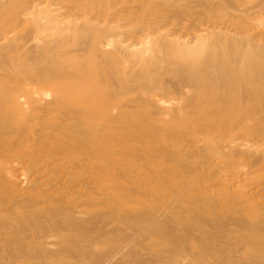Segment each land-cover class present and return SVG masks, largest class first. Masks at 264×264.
Segmentation results:
<instances>
[{
    "label": "bare ground",
    "instance_id": "1",
    "mask_svg": "<svg viewBox=\"0 0 264 264\" xmlns=\"http://www.w3.org/2000/svg\"><path fill=\"white\" fill-rule=\"evenodd\" d=\"M54 1H53V5L55 4ZM186 1H187L186 3H183L185 5H180L182 4V2H184V0H182L180 1L181 3L179 2L180 4L178 3L179 5L176 6L177 4L176 0L175 1L174 0H87V1L84 0V2L83 0H63V3H65L66 8L64 10L57 11L58 13H60L61 18H58L56 16L57 18L55 20V19H52L54 17L49 16L51 13L54 12V11L51 12L52 7L54 8V6L51 5L52 7H49L51 10L47 8V10L48 9L50 10V11L48 10L50 12L48 13L49 15L46 14V12L48 11L42 10L43 8L41 9L42 11L39 10L40 5L43 6V3L49 4V3H46L47 2L46 0H0V63H3V65H5L6 67L7 63L4 60L8 62V60H12L13 58L16 57L17 58L16 62L15 61L13 62L15 64L13 63L12 64L15 65V68L20 67V68L15 69V70H18L20 73H22L21 71H24L23 70L24 62H22V60L20 59V57L22 58L23 56H25L24 53H22L23 55H21L20 53V56H16V54L15 56L12 55L13 58L6 57L7 53L12 54L13 52L12 50H14L16 48L15 46H17V43L14 44L15 46H13V43H15V41H13V37L17 33V30L20 27L22 28H20L21 30H19L18 34L21 33L24 25H27V27H24L26 32L27 31L30 32L29 30H31L30 28H32L30 26L31 24L33 25V28L31 30L32 33H34L33 31L41 32L42 28L46 29L45 27L49 28L52 24L53 25L55 24V23H52L51 25H48L49 27L45 26V23H46L45 20H48L49 17H51V19L48 20L50 21V23L52 22L51 20L53 21L55 20L56 23L58 22V24L60 23H59V20L57 19L61 20L63 17L62 19L63 22L66 20L65 22L67 24H62L60 25V27H63V25H65L62 28V30L68 27V30L61 31L60 27L58 26L57 28L60 29V32L57 28L55 29L52 28L53 30H56V29L58 30V33H56L57 30L55 31L57 36L55 35L54 38L50 37L49 40L47 39V41L40 36V39H39L41 41L39 42L40 44H34L35 39L34 40L32 39L33 41L31 42L32 43L31 45L34 44V46H36L34 47L35 49L33 48L35 51L32 50L33 46L31 47L30 44H29L30 46L29 48L31 50L28 48L29 52H28V49H26L23 44H22L23 46L20 47L21 48L20 51L23 50L22 47L26 49L25 53L27 52L30 53L31 51H33V53H35V58L33 56L31 57L35 59L38 65L32 64L33 62L31 61L32 59L31 58L29 59L28 55L26 54L27 55L26 59H28V61L31 62L30 65L28 66L31 67V70H34V69L35 70L33 72L31 70H27L29 67L27 66V63L25 62L26 63V64L24 63L25 67L27 66L28 68L27 69L25 68L24 74L22 73L21 77H19V75L17 74V71L15 72V74L14 72L11 74H8L12 77L11 78L8 76L9 79L10 78L13 79V76L18 75L17 78H20V80L17 79L18 81V83L16 82L17 85L12 86L15 82L12 81L11 83V79H10L9 83H11L12 87L6 86V89L4 88L0 90V98H1L0 117H3V121H4V118L6 119L13 118L11 117L13 116V109L14 108L17 109V107L18 108L20 107L21 109V106H20L21 102L24 103L22 109L24 108V110L26 111L28 109V105L26 107L27 109H25L26 104L32 103L30 112L29 113L27 112L28 114L26 117L27 119L24 118L25 122L28 120L27 123L29 125H30V122H33L34 119L38 117V114L36 115V117H35V114L39 112L41 113V110H42V113L44 111V113L48 115H45L44 113L42 114V115H45L46 117L41 116V119L43 120L41 123L42 126L40 124H36V126L40 125L37 127V128L39 127L40 128L37 129L36 127H34L37 132L35 134L33 131H29L31 127L29 128L28 124L25 125L26 123L24 124V120L22 121V119H20L21 122H23L21 124L18 122H13L14 119L13 121L12 119H10L11 121L10 120L8 121L7 119V121L5 120L6 123H4L3 125L2 123L3 121L1 118L0 122L2 121L1 122L2 125L0 127V138H1L0 146L3 145L1 144L3 142L6 144L5 146H8V148L11 147L16 150L19 149L21 152L19 151V153L16 154V158H15L14 155L8 153L7 150L0 147L2 148V150H0V162L6 161V163H8L11 159H17L19 161L17 163H20L21 165H23L22 167L23 169L24 167H26V172L28 171V169H32L33 171L35 170V172H37L35 173V175L40 174L41 176L43 175L42 177L44 178H48L49 176L47 175L52 174V176L54 175L53 177L55 178V181L58 180L59 178H63L64 180L67 179L68 181H66V185L70 188L69 189L67 188L68 190L66 191V187L60 186L61 184L59 185L60 188L61 187L65 188V190L64 189L62 190L61 188V191L59 192L66 191V194H67V195L65 194L66 196L64 198L65 200H60L61 198L59 199L61 202L63 201V204L61 202L57 203L56 201L58 200L56 199H54L55 202L53 201L52 194H54V192L51 193V201L49 198L50 194L49 196L46 195V196H41L39 198L36 197V201H35L33 200L34 198L33 199L30 198V195H32L31 193L34 191L33 190L34 188L32 185V182L34 180L33 178H31V181L32 180L33 181L30 183L32 185V187L31 186L30 187L33 189H31L30 191L33 190L32 192L28 191L30 187H27L28 188L27 191L25 190L28 194L24 191V189L23 191L25 192V194L21 192L22 190L17 191V189H19L20 187H18L16 191L22 194V196L20 195V197H22L23 200L24 198L26 199L25 196L23 197V194L29 196L27 197L29 198V201L26 202L28 203V205L29 203L31 204L32 201H35L32 205L34 206L36 202H38V199H40L39 200L40 204L39 203L37 204L41 206L40 208L38 207L39 211H36V215H35V213L33 212L30 213L28 209L25 210L26 207L23 208L24 205H23V202H21L23 200L22 198H19L21 200L20 202L18 201L19 203L17 202L19 205H16V206H20L24 210L22 211L19 210L20 215H17L16 213H18V210L14 212L12 208L10 207V205L12 206V204L14 203V200H19V199H16L15 197L17 196L18 198L20 193L15 194L17 192L14 191L15 189L12 187L13 186L12 185L10 187L9 192H13V193L15 192L14 193L15 195L12 193L15 197H13V195L11 196V193H9L10 196L14 198V199L9 198V206L5 205V202L8 199L7 198L8 195H5L6 197L3 196L6 198V201H5V198L0 197V208L2 207V210L0 209V212L2 213L3 211V214H5L4 216L7 217L9 213L8 214H6V212L4 213V210L5 209H7L5 211L11 210L9 216L11 215V213H13L12 215H14L15 213L18 217L16 218L14 216H11L15 218L16 222L15 223L13 222L14 224H12V222H9L10 224L8 225L6 224L7 223L6 219H3L4 216L2 218L0 217L1 220H3L4 222L6 221V223L4 222L1 223L2 227L5 228L6 225L9 227L11 224L12 226L16 225L15 228H13L14 226L12 228L10 226L9 229L8 227H6L5 230L6 229L7 230L5 231V233L4 231L0 232V234L3 233V236H4L2 237V239L5 238L3 240L9 243L11 242V245L13 244L14 247H15L14 245L15 242H17L19 246L22 244L23 250H25L24 248L25 244L26 245H29V244L33 245V243L36 244V242H33L31 240L32 237L29 234H34V237L36 235L39 236L40 235L39 232L43 229L42 228L43 226L45 227V225H47L46 223L47 221L43 220L45 221L46 224H44L43 222H39L40 225L34 221L37 220L39 216L40 217L47 216L46 214L48 213L49 216L48 218L45 217L46 219H49L50 217H53L55 215L54 218L56 220L51 219V218L50 219L52 221L48 220V222H51V224L49 223L51 226L53 223V226L52 227H49L50 225L46 226L48 227V229L45 230L46 228L45 227L44 228L45 232L53 227L56 228V229L53 228V231H54L53 234L55 235L57 240L53 238V241L54 243L56 242L58 245L59 255L61 254V252L62 254L64 253V251L68 252V254H66L67 256L65 255L66 253L65 252L63 256L60 255L62 256L61 258L59 257L57 259H65L64 256L70 257L68 256L70 254H71V257L73 254V257L74 255H76L75 257L80 258L81 256L83 259H85L84 257L86 255L91 254L94 250L93 248L96 246L98 250L97 253L100 259L101 257H103V260H104L103 263H102V260H100L101 264H104L105 262H107V264H109L108 262L112 264V262H116V261L121 262L123 259L121 258L123 257L122 255H125V257L127 258V259L125 258L123 259L124 263H126V260L129 262L130 259H132V261L135 258L136 260L139 259V256L142 254V253L139 254V251L144 250V247L143 249L141 247L142 245L144 246L145 244V243H140L141 244L140 245L139 242L143 240L142 237L144 235L147 237L144 239L146 240L150 239L148 238L149 235H146L145 233L146 231L148 232V230H150L148 234H151L152 236L168 237L169 241L173 242L174 240L178 239V237H180L178 232H180L181 230L180 229L179 231L177 230H178V227L181 225L178 226L177 223L184 224V227H183L184 232L183 231L180 232V234L183 233L182 235L185 236L184 241H187L186 239L189 238L188 237L189 235L190 236L192 235L194 237L195 235H193V233L197 231L198 234L201 233V236L196 233V235H198L199 237L195 236L196 238L193 239L191 236V238H192V241H195L197 239L199 243H196V244L197 246H199V244L203 240L207 241L206 240L207 237H209L211 239L209 241H212V244H214V241H216L215 236H217V234L221 233L222 235L224 233L226 236V230L228 228H226L224 232L223 227L225 228L226 226H231L232 228L235 225V227L240 228L239 229L240 234H238V236L236 235L238 237V240L247 239L245 241L249 242L247 243L248 251L246 252L248 256L245 254V257L247 256L249 257V259L252 258V260L260 258L261 260L259 259V261H263L262 264H264V223H262L261 221L260 223H253V220H251L253 218L247 219V220H250V221H247L244 216H241L243 215V212L247 209L248 206H246L245 210H242L245 204L244 205L242 204L243 201H240V198H242L243 196L240 198L238 197L239 199L237 198L238 199L237 200L235 199L237 197V196L236 197L234 196L235 194L233 195L234 197L232 196L235 199V200L233 199L234 200L233 202H236V200L238 202L235 203L236 205H233V206L231 205L233 207V210L235 211V214L232 213V210H228L229 212L231 211L230 213H232L230 215L227 212H225L226 214H228V216L230 215L229 217L227 216L228 218L217 215L218 205L216 206V204L212 202L213 197L211 198V196H215L216 194L213 193L214 195H212L211 193L212 191L208 190L209 186L203 187L204 182H202L203 180L206 179L209 181V185H210L211 184L210 178L211 180L214 179L212 177L218 178L217 176H218L219 169H222L221 171L225 173L223 169L226 167L234 168L235 163H236V168L241 166L243 170L244 169L243 165L238 164L239 159H241L242 162L244 161L245 163L246 161H249V163L252 166H254V165H257L256 163H258V160H261L260 158H262V155L264 158V146H263L264 145V44H261V42L259 43L256 37L257 34L252 33L254 30L248 29V25L246 26V24L243 23L246 20V19L243 20V18L249 15L248 10L250 11L251 7L250 8L248 7V9L244 8V10L242 9V11L248 12L247 16H242V20L239 15H242L241 13L245 15L246 13L244 14V12H240V10H237L240 12V14L237 12H234V13L239 14V15L235 14L238 19L237 21H235L236 20V19L234 20L235 17L233 18L231 16L233 14V11H235L233 10V7H231L232 11L230 10L232 13L229 14L228 13L229 10H226L228 12L225 11L226 8L221 9V7L224 5H220L223 3V2H220V0H218L219 3L217 4L216 2L215 3L211 2L212 0L211 1L210 0H186ZM262 2L263 1H261V3ZM191 3H194V4L196 3L197 6L202 5L204 7L203 8L202 6H200L199 8L201 10H199L197 7L199 12L204 11L202 10V8L205 9L206 6L208 7L204 13L202 12L203 13L202 14L197 11L195 7L196 4L195 6H193L194 4L192 5ZM242 3L243 2H241V4ZM59 4L60 2L57 5L59 6ZM218 4H219V7H218ZM228 4L229 3H227V5ZM249 4H252V3L249 2ZM190 5L193 8L195 7V10H193ZM60 7L61 6H59V8ZM190 7L192 10L190 9ZM245 9L247 10L245 11ZM44 11H45V15H42L43 13L41 14L40 12H44ZM87 11H89V13L93 12L94 14L90 15L89 17L87 15ZM191 11H192L191 15L193 14L196 20L198 17H195V16L201 15L199 18L200 21L198 19L197 20L198 23H197L196 20L193 21L194 19L191 18L192 20L191 22H189L190 19L189 20L187 19L190 25L187 23V21L184 22V24L182 25V22L180 21H183L186 17L182 19L181 14L184 13L185 14L184 16H187L188 18ZM195 11L198 13L196 14ZM188 12H189V15H188ZM251 13H252V9L250 11V14ZM40 15L41 17L48 16L46 19L42 17L44 19L43 21L44 23L41 21L42 19H40ZM54 15H55V12H54ZM191 15L190 17H192ZM235 15L233 14V16ZM77 18H79V20L76 21L75 19ZM178 19H179V22L177 21ZM80 20H82V23H79ZM247 20H248V17H247ZM250 21L251 20L246 21V22H250ZM254 21L257 22L258 20L257 21L254 20ZM176 22L179 26L181 24V26L183 27L182 28L176 27ZM193 22H196L197 24H194ZM191 23H192V26L195 25L193 28H191L192 30L184 28L185 24H188L186 25L187 27H191ZM46 24H49V22H47ZM53 25L51 27H54ZM57 25L55 24V26ZM28 26L30 28H28ZM27 28L29 30H27ZM51 30H48L50 31L49 33H52ZM44 32H47V31L44 30ZM44 32L42 31L43 34ZM47 33H45V35H42V34L41 35L45 36V38L48 35L53 36V33L52 34H47ZM18 34H16V36L18 37L17 40L19 39L20 35H21L20 37H23V34H24V39L27 38V35H29V37L32 36L29 39L35 38V35H36L35 33H34L35 35L28 34V33L27 35H25L26 34L25 32L24 33L22 32V34L20 35ZM41 38L44 39L45 41H42ZM180 39L181 41L182 40L183 41L181 42ZM17 40L16 42H19L20 44L25 42L23 39H21L22 42H20V39L19 41ZM29 41L31 40H28V42ZM28 42H26L27 43L26 46L28 45ZM70 42L78 43V45L76 44L78 47L74 46L73 48L71 45H69L71 44ZM256 42H258L259 44ZM192 46L194 48H191ZM14 52H16V49ZM73 52H76V54H73ZM33 53L31 54L33 55ZM84 53L85 55L87 53L88 60L86 56L84 57ZM87 61H90V66L92 65L90 69H89V66L86 65L85 63ZM107 61L112 63V65L110 64L109 67L105 68L104 73L101 72L103 70L99 71L98 68L99 66H101L99 63L105 62L102 65L104 66V64L108 63ZM31 64L36 65L37 67L33 69L32 67H35V66H31ZM13 65L9 66L8 64L9 67H12ZM85 66H87V68L89 69L88 70L86 68L87 70L86 73L88 74L89 77L86 76L87 74L84 71ZM11 70L14 71L13 68H11ZM26 70L29 72H26ZM1 71L3 73L4 68L3 70L2 69L0 70V73ZM5 71H7V69ZM7 73H10L9 69ZM1 74H0V77L2 76ZM22 75L24 76V78H22L23 77ZM4 77H7V75H5ZM86 77L88 78L86 79ZM15 78L16 77H14L13 80H15ZM2 80L4 79L2 78ZM2 80H0V82ZM87 81L88 82L93 81L94 83L100 82V85H101V82H103V84H106L107 86L105 87V85L104 86L102 85L104 88L102 87L98 89V86L100 87V85L98 84L96 86L97 83H95V85L93 83L90 85L88 84L90 87H87L88 86L86 85ZM108 81L110 82L108 83ZM1 83H5V82H1ZM64 84L68 85V87L65 86V90L61 88V85L63 86ZM0 85L2 86L3 84H0ZM66 87H67V90H66ZM140 89H142V91ZM137 90H139L140 93L142 92L141 97H140L139 92H136ZM30 92H31L30 95H32V99L28 103H26L28 101L26 100L28 96L25 99L26 101L23 102L20 100L21 97L24 98L25 94L27 95ZM32 92L33 93L35 92L37 96H35L36 94H32ZM133 92L138 93L139 94L138 96L140 98H137L136 96L137 100L136 99H135L136 101L133 100L132 101L133 103L130 101L123 100L125 99L124 97L126 95H129ZM128 98L129 96H127V99ZM171 99L173 101H170ZM128 102L133 104V109L136 107H140L138 105H141V107L144 106V108L145 106L146 108L150 107L151 111L147 112V109H145L146 110L145 115H144L145 119L144 118L140 119L139 117H137L138 119H136L135 115L139 113L135 111L137 113L136 114L133 111L135 114L130 115L131 112L130 110L129 111L127 110V107H132V105L129 103L130 106L129 105L127 106ZM135 102H137L136 103L137 105L135 104ZM91 103H95L94 105H96V107L94 106L92 107L93 104L90 106ZM141 107L138 109H141ZM31 113L32 115L34 114L33 120L28 118V116L32 118L31 117L32 115H29ZM20 115H18L17 117L21 118ZM49 115H51V117L54 116L52 117L54 119H55V116L59 117L57 118V120L61 119V117L62 119L61 121L58 120V123L57 124L55 123L56 124L55 125L53 123L56 121V119L53 121V123L49 122V119L51 120V117ZM162 115L168 116L170 121L173 120L172 124L165 125L167 121L164 119V116ZM21 116L24 117L23 115ZM47 116H49L50 118ZM94 116L97 119H95ZM124 118L126 119V121L124 120L126 125H127V122L130 123L127 125L128 128H131L132 130V127H133L132 132L130 131L126 132L127 131L126 128H125L126 131L125 130L123 131V129L121 128L122 126L117 125V124H121V122L119 123L117 121H121ZM41 119L40 118L38 119L39 123ZM169 119H167L168 122H169ZM111 121L113 124H115L116 129L113 128L114 125L111 128H113L114 131L116 130V132L113 133V130H112V134H107L108 132H105V131H109L108 130L110 129L109 126L112 125L110 124ZM115 121L117 123H114ZM106 122L107 123L109 122L108 123L109 126L107 127L108 129L106 128L107 130H105V127L104 129H102V125H104V123ZM26 126H28L29 129ZM118 127H120L121 129L117 130ZM101 129L103 131L105 130L104 131L105 133ZM101 133L107 134V136H105L104 138L102 137V139H104L102 144L99 143L102 139L100 141L98 140L97 142L98 134L101 135ZM61 134H65L64 137L67 136V140L65 141L66 145L64 147L65 148L64 151H66V153L68 150L74 151L73 152L74 154L72 155L70 154L69 156L67 154L65 155L63 154L64 157H62L63 159L61 158L62 160L60 159V157L62 156L61 153L63 151L61 150L64 144L62 145L61 143V139H62L60 137ZM256 141H258L257 143L260 142L259 143L260 145H257V148H259L258 146H260L261 150L260 149L256 150L257 149L256 147H255L256 149L254 150L255 144H257ZM14 149H11L12 152L14 151ZM59 154L61 155L58 157ZM128 157L130 158L129 160H127ZM263 158H262V162L259 161L261 164L257 166H262V165L264 166ZM14 163L15 162H13L12 164L14 165ZM17 163L15 164L17 165ZM0 166L4 167L2 164ZM2 167L0 168L2 169ZM22 168H20L21 171H22ZM201 168H203V170L206 169V171H208V173H211L212 176L211 175H210L211 177L207 176L208 173H203L205 171H202ZM258 168L259 170H261L260 167ZM15 169L13 170L14 172L17 171V170L15 171ZM180 169L185 170L184 174H186L187 177L186 175L183 174V172L182 173L177 172ZM200 169L202 171L201 175L207 176L209 179H207L206 177L205 179H202V176L200 175L201 180H202L201 181L199 176L198 177L195 176L197 178L196 181L198 183V185L196 186L197 183L195 179L192 180L191 178H189V176L193 177L192 174L195 173L193 171L195 170L199 171ZM234 169H232V172H234ZM263 169L264 168H262V171H264ZM244 170H245L244 173L242 172L241 175L247 176L246 174L250 171H247V169H244ZM6 171H12V170L9 169ZM6 171L4 169V172ZM30 171L26 173L24 169L21 175L24 172L27 174L26 176H28V173L34 174V172H30ZM175 172L177 173L174 174ZM6 173H4L6 176L10 175V172L9 173L6 172ZM197 173H200V171ZM3 175L0 177L1 179L5 177V175L4 176ZM40 175L37 176L38 180L39 178H41ZM237 175H238L237 178L241 179L240 178L241 175H239V173H237ZM248 176H249V173H248ZM5 178L8 179V177H5ZM25 178H23V180ZM44 178L40 179L42 180L41 181L42 183L43 181L46 180ZM255 178H256V175H255ZM257 178L259 179L258 175H257ZM1 179L0 181H3V179L2 180ZM229 179H231V176ZM252 179H253V182H255L256 179L254 178ZM47 180L45 182L49 184ZM217 181L215 180V182ZM224 181H226V179ZM232 181H235V180H232ZM35 182L36 181L33 182L34 185L37 183ZM56 182L59 183V180ZM261 182L262 183L259 182V184L263 185L264 184L263 180ZM22 183L24 182L22 181ZM22 183H19V184L22 185ZM225 183L223 184L224 186H226ZM232 183L235 184V182H232ZM48 184L47 186H49ZM52 184L50 183V185ZM199 184H201V187L199 186ZM250 184L253 185L254 183H250ZM41 185L38 184L37 185L38 188ZM213 185L211 186V189ZM262 185L261 186L258 185L259 187H261L260 189H263L262 187L264 185L263 186ZM54 186H55V189H58L59 187L58 185L53 184L51 188H53ZM222 186H218V187H220L222 190L223 189ZM234 186L237 187L236 185ZM41 187H44V186H41ZM202 187L206 189H203ZM1 188L2 187H0V191H1ZM12 188L14 190H11ZM254 188L252 189L251 192L255 190ZM5 189H7V187H5ZM36 189L37 188L35 186V190ZM8 190L9 189H7V193H6V190L4 191L2 190V192H5L6 194H8ZM46 190L44 188V191ZM49 190L51 189L49 188ZM204 190H206L207 192L211 191L210 192L211 195H208V197L210 196V199H211L209 200V202H208L209 198L205 197L207 198V200L206 199L204 200L206 206L201 203L202 197L204 198V196H207L206 193H205L206 195H203L204 192H206ZM212 190L214 191V188ZM237 190H239L240 194L241 193L244 194L245 192L244 191L245 189L242 190L244 192H242L241 189H237ZM256 190L259 191V188ZM39 191H38V194L40 193L45 194V193H42L43 191L42 192H39ZM59 192L58 194H56L55 196L56 198H58L57 197L58 195H61V197H63L61 193L59 194ZM125 192L129 193V195H127L126 197L123 196V193ZM247 192L249 191H246V193ZM263 192H264L263 190L259 191L261 195ZM46 193H48V191ZM55 193L57 192L55 191ZM216 193H218V195H221V198H222L223 194H220V192H217V191ZM239 193L237 192L236 194H239ZM83 194H86V195L90 194L91 197L89 195L87 196L84 195L87 198H85L83 202L82 201L80 202V199H82L81 195ZM248 194H251V193H247L246 196ZM218 195L215 196L216 198L214 197V200L215 199L219 200L218 198L220 197L217 198ZM229 195L230 194H228V196ZM255 195L256 194H254V196ZM33 196L34 194L32 195V197ZM252 196L253 195L251 194L250 197ZM199 197H201L200 198L201 201H198V202L204 205L203 208L205 211H203V208L201 206L197 205L198 202L196 200H198L197 198ZM225 197L226 196L223 197V201L221 199H220L221 200L220 202L218 201L219 205L221 202L223 203L224 201L225 202L222 204L223 206L228 204L226 202L227 197L226 199ZM232 197L231 195L230 197H228L229 200L231 201L228 200L229 204L226 205V209H228L227 206H230V203H233ZM244 197H245V194H244ZM191 198H194V200L196 199L195 201L197 203L193 202L194 200H191ZM260 198H263V197H260ZM77 199L79 201L78 204L81 205L80 209H78V206L76 205L74 207L73 201L74 200L77 201ZM95 199H98V200L100 199V200L98 201ZM185 200L187 201L188 204L190 203V205H192V207H190L191 209L193 208L191 212L194 211V209H196V207L198 206L199 209H202L200 210V213L199 212L198 213L196 212L195 214H193V212L187 213V210L190 211L189 206L185 205L186 207H184L183 205H181L183 202L182 203L180 202V201H185ZM259 200L260 202L259 201H256V202L260 204L261 200H264V198L259 199ZM11 202L13 203L10 204ZM72 203H73V207L71 208ZM131 203H133L137 208H139L138 210L137 208H135L136 209L135 212L137 211L136 213L131 211V206H130ZM258 203L257 205H259ZM63 205H64V208H62ZM241 205L243 207H240ZM3 206L5 207V209ZM16 206L14 208H16ZM221 207H219L218 209L220 210ZM236 207H238L239 209L242 208L241 209L242 212L240 210V213H242L241 215L236 214V210L238 209V208L236 209ZM249 207H248V210L250 211L251 207L250 208ZM259 207H261L260 209L264 210L263 203H262V206H259ZM38 208L35 207V210ZM62 209L66 210L65 212L66 215L64 217H62L64 215V211L63 212L60 211ZM254 209H257V208L254 207L253 210ZM248 210H246L247 212L246 211L245 212L248 213ZM130 211L133 214H130L131 213ZM255 211L256 210H254V212ZM222 212L223 211H220V214ZM257 212L259 213V210H257ZM59 213H63V215L61 214L62 215L61 220L59 219V222H58L56 214H59ZM251 213L252 212H250L249 214ZM27 214L29 216V219H30V216H32V218L33 217H37V218L35 220L31 219L33 221V224L26 222V224L28 223L29 227L31 225L30 228H28L26 224H25L26 227L23 226L24 228H22L21 224L22 223L24 224V220H27V221L29 220V219H26ZM39 214H42V215H39ZM188 214L192 216H189ZM249 214L245 215L244 213V215L247 217H249ZM259 214L257 216V220H259L260 218ZM9 216L7 217V219H9L10 221H13L14 218L11 219L9 218ZM260 216H261L260 219L261 220L263 219V222H264V213L262 212ZM59 217L60 216H58V218ZM255 218H256V215H255ZM112 219L114 220V223L112 222V224H114L112 225L113 227H115L118 222L120 223L122 222L127 227L128 226L130 227L131 225L135 226L133 223L136 222L137 224H139V227L141 225L145 226L144 230L146 228L147 230L144 232L142 226H141L142 229L137 230L136 228V230L138 231V234H140L141 232L145 233V234L144 233L140 234V236H142L141 239L137 235V231L134 229V227H131L134 230L128 227L129 231H126L127 227H124V225L121 226L119 223L118 225L120 227L119 226L115 227L113 229V231L115 230L114 232L112 231V229H109L112 227H109L108 228V230H110L109 232L107 231V225L112 221ZM171 219H173L174 221H177L176 229H175V231L177 232H175L174 229L173 230L171 229L172 227L175 226L174 224L173 226L171 225ZM40 220H42V218H40L39 221ZM60 221L62 222L63 225H61ZM116 221L118 222L116 223ZM54 222L56 225L57 223L58 225L60 224L61 225V226L59 225L60 228L58 227V225L55 226ZM17 223L19 225H17ZM36 223L38 225H36ZM128 223L130 225H128ZM34 224L38 227V229L40 228V230H38L36 226H33ZM206 226H209L208 227L209 230L205 229ZM32 227H36V228L34 229ZM57 227L59 230L57 229ZM61 227H63L64 230L61 229ZM121 227H124V229L123 228L121 229ZM210 227L211 229L214 227L215 230H217L215 231L217 233L216 235L214 234L215 232L213 233L215 235L214 237L206 236L205 238L204 237L205 235L211 234L209 233V231L210 232L214 231L213 229L211 230ZM235 227L232 229L237 230ZM4 228H2V230ZM27 228L28 230L34 229L35 231L31 230L32 233L30 232L29 234H27L28 233L27 232L28 230L26 231ZM90 228H93V229L96 228L95 230L92 229V231H95V232L90 231ZM203 228L206 231H204ZM196 229H199V230H196ZM219 229H222L223 231ZM44 230L42 232L43 234H41L43 236V239H47L48 237L52 236V234L47 235L48 237L44 236L48 232L47 231L45 233ZM88 230L89 232L87 233ZM105 230L107 231V233H110V234L115 233L116 235L117 233L118 235H121L122 231H126V232H131L132 230L136 231V233L135 232L134 233L136 234V237L137 236L139 237V238L137 237L138 242L137 241L136 242L140 245L138 248H141V250L137 248L138 249L137 253L139 254V255L137 254L138 257H135V258L133 257L134 258L133 259V258H130L131 256L128 255V253L130 252H134L135 250L137 251V249H135L136 247H134L135 241L127 242V239H130V240L136 239V237L133 236L134 235L133 233H131L129 236L132 235L135 239H131V238L126 239L125 236L128 237V235L123 234L125 232L122 233L124 235L125 241L128 244L123 240L122 238L123 236H119V237H121L122 242L124 241V243L120 241V243L117 242V244H114L116 243L114 240L119 241V237L117 236L118 239H115L116 235L114 234L115 238L111 236L114 239V240H111L110 239L111 237L107 238V234H104ZM229 230L231 229H228V231ZM228 231H227V234H229L230 232L232 234V231H229V233ZM90 232L94 234L92 235ZM110 234H108V237ZM232 235L231 236L227 235V236L231 238ZM1 236L2 235H0V237ZM37 236L36 238L40 239V237H37ZM250 236L251 237L254 236V238H257L256 239L257 241L256 242L253 241L254 238L252 239ZM158 237L157 239L156 237L155 238L153 237L152 238L153 240H151V242L154 241L156 244L157 243L159 244ZM234 237L235 236L233 235V239L236 241L235 238L237 237L235 238ZM249 237L251 238V241L253 242H250V240H248ZM27 238H29L32 241V243L30 242V240L28 242ZM104 238L105 240H107L106 242ZM25 239H27V241H25ZM109 239L114 242V243L112 242L113 243L112 246H108V244L111 245V241L109 242ZM221 239L224 240V237H221ZM233 239L227 238V240L223 242L222 246L227 241H230ZM33 240L37 241L38 239L37 240L33 239ZM42 240L38 241V245H41L39 246L40 248L43 247L42 244L46 245V243L45 244L42 243ZM102 240L103 242L107 244V246L106 248H103L101 246V248H103L104 250H99L100 247L98 248V245L100 242H102ZM180 240L183 241V239L181 238ZM40 241L41 243L39 244ZM169 241H166V242L169 244ZM181 241H179L180 244H181ZM205 241H203L204 243H201V244L208 245L210 243V242L205 243ZM235 241L233 243H237ZM48 242L50 243L51 240H49ZM164 242L165 240L162 241L161 244L163 245ZM49 243L47 244L48 246L47 245L46 246L52 248L51 251H55L56 253L52 252V255L54 254L52 256V259L50 258L51 254H49L50 259L49 258L48 259L51 260L52 262L50 263V261H48V263L56 264L57 262H59L58 260L56 263L54 262L56 261L55 254H57V251H56L57 246L56 247L54 246L56 248L54 249V247L52 245H49ZM54 243H51V244L54 245ZM130 243L134 244V245L132 244L131 247H133L135 250L130 248V245H129ZM155 243H152V246L149 245V247L151 246L150 250H147L148 248L147 246L146 252L152 251L151 248L153 247V244ZM175 243L176 245L178 244V242H175ZM194 243L195 242H193V244ZM2 244H3L2 241H0L1 246L7 245V243H5L4 245ZM186 244L188 245L187 248L191 247L189 242ZM201 244L199 247L202 246ZM212 244H209V246L211 247ZM244 244L246 245V243ZM32 245L30 247L37 249L36 251L40 250L39 247L36 246L37 244L35 246L34 245L32 246ZM182 245H184L183 242L180 246L181 247L180 251L183 250L181 252L182 254L183 252L186 251L187 257L185 256V259L187 258V261L183 260L184 256H182L183 257L182 261L183 262L186 261V262L183 263L181 260H179L180 262L177 260L178 261L177 262V261H173V259H171V262L173 261L175 264H180V263L209 264V263L203 262V260L205 259H201V257L197 258L195 254L194 255L196 256V258L192 259L195 256L193 255L192 257L191 255L192 257L191 258L189 254H192L193 250L192 251L191 249L184 250L183 249L184 247L182 248ZM214 245H217V243H215ZM227 245H230V244H227ZM1 246H0V249L5 248ZM17 246L18 245H16V247ZM157 246L159 247V245ZM164 246L157 248L156 251H158L159 249L160 250L162 249L161 251H164L166 249ZM192 246L194 247L196 245H192ZM6 247L8 248L11 246H6ZM22 247H20L21 248L20 250H22ZM30 247L28 248V250L30 249ZM216 247L217 246H215V248ZM218 247H219V244H218ZM226 247H227V250H224V252L226 251L228 253V251L230 252L232 251L231 248L233 246L231 248L229 247L230 250L228 246ZM241 247H238V248H241ZM15 248H13L15 252L19 251V248L18 250ZM50 248H48V251ZM167 248L169 249V251H167L168 250L167 249L166 250L167 252L165 251L160 254H162L164 257L169 259L170 255L172 253H173L172 255H175L176 252H173L172 249L170 251L169 246ZM235 248L237 247H234L233 250ZM5 249H4V253L5 251L10 252L9 250L7 249L5 250ZM13 249L11 252H13ZM201 249L202 251H204L203 247H201L199 250ZM207 249H209V247ZM212 249H214V247H212L211 250ZM223 249L220 248L219 251L220 250L223 251ZM237 249H235V252H237L236 251ZM28 250L26 248V251ZM30 250L29 252H32ZM41 250L44 251L43 248ZM41 250L38 251L40 252L39 254L41 256L37 254L36 252L35 254L39 255L41 258L42 257L44 258L47 252L45 251V254H42L43 252L41 253ZM211 250H210V253L207 250L208 254H211L212 252L213 253L211 255L206 254L205 255L206 257L217 255V253L214 254V251L213 250L211 251ZM2 251H0V253ZM202 251H198V252L200 254L206 253ZM241 251L239 252L241 253ZM155 252H151V253H155ZM195 252L197 253V250ZM230 252L228 254L226 253V255L229 256ZM19 253L17 252L16 254L18 255ZM94 253L96 252H93L92 255L86 256V257L87 258L90 257L88 259L94 260V258L98 257V255L94 256L95 255ZM2 254L3 253H1L0 256ZM5 254L7 255L9 253H5ZM14 254L12 255L14 256ZM126 254L127 256H129V259L126 256ZM156 254H159V253H156ZM156 254H154V256H157ZM200 254L198 255L200 256ZM233 254L235 255V253ZM30 255H32V253H30ZM37 255L35 256L32 255L31 258L38 257ZM145 255L143 254V257ZM159 255L157 256L158 258H159ZM162 255L160 256V258H162ZM188 255H189L190 260L188 259ZM7 256H8V259L11 257L10 255H7ZM175 256L177 257V259H181V257H179V254L178 255L176 254ZM218 256H221V255H219L218 253ZM253 256H255L256 258L254 257L255 259H253ZM3 257H0V259ZM24 257L22 260L20 259L21 257H19V259L23 261L26 259V257L25 259ZM99 257L97 258V260L96 259L94 260V264H100L98 260ZM148 257L152 258V256H148ZM157 257L155 258L157 259ZM212 257L208 258L207 260L212 259ZM215 257L217 258V256H214L213 258L215 259ZM239 257L237 256L239 261L243 262V260L240 259ZM28 258L26 259L28 260V263L27 261H25V263L27 264H30L29 263L30 261L35 260V259L30 260L31 258L29 259ZM82 258L80 259L82 261V264H84L83 263L84 260H82ZM228 258L230 259V257ZM6 259L4 257V261H6ZM14 259H16V257ZM19 259L18 260L16 259V260L20 262ZM229 259L227 260L226 258L227 261H229ZM232 259L233 257L230 259L231 262H233ZM43 260L44 259H42L41 261L42 264L43 263L47 264V262ZM158 260L161 261L160 263H162L164 258L161 260L160 259ZM221 260L222 258L218 262H220ZM246 260L247 258H245L243 263H245ZM11 261L10 263L13 264V262ZM46 261H47V258H46ZM73 261L74 260L68 263H71ZM81 261L80 260L78 261L77 258L75 259V262H78V263L80 262L79 264H81ZM147 261H148V258L146 262ZM227 261L223 259V262H227ZM239 261L237 263L233 262V264H238ZM67 262L66 264H68ZM120 262H117V264ZM123 262H121V264H124ZM140 262H141V259L140 261H138V264ZM143 262L144 263L141 262V264H145V261ZM148 262L147 264H150ZM151 262H154V261L152 260ZM156 262L157 261H155L154 263ZM33 263L35 264V261ZM165 263L167 264V261ZM174 263H171V264H174ZM213 263L217 264V262H213ZM221 263L222 262H220V264ZM228 263L230 262H227L226 264ZM246 263L251 264L252 262L250 263L247 261ZM19 264H24V263L21 262ZM38 264H39V261H38ZM63 264H65L64 261H63ZM162 264H164V262ZM253 264H256V262Z\"/></svg>",
    "mask_w": 264,
    "mask_h": 264
},
{
    "label": "rangeland",
    "instance_id": "2",
    "mask_svg": "<svg viewBox=\"0 0 264 264\" xmlns=\"http://www.w3.org/2000/svg\"><path fill=\"white\" fill-rule=\"evenodd\" d=\"M46 1H47L46 3H49V4H44V3H43V6L40 5V9H39V10H40V11H42V10H46V11H48V10L50 9L49 7L54 6V8L52 7V11H51V12L54 11V12H55V15H54V12L51 13L52 15H51V14H50V15L48 14V13H50L49 11H50L51 9H50L48 12H46V14L49 15V16H51V17H54V18H52V19H55V20H56L57 17H58V18H61V17H60V16H61L60 13H58L57 11H58V10H64V9L66 8V5H65V3H63V0H59V1H57V0H55V1H54V0H46ZM48 1H49V2H48ZM51 1H52V3H51ZM53 1H54V3H55L54 5H53ZM61 1H62V2H61ZM85 1H87V0H85ZM174 1H175V0H174ZM180 1H182V0H180ZM180 1L176 0V2H177V4H176V2H175L176 6H178V5L181 3ZM210 1H211V0H210ZM227 1H228V2H227ZM227 1H226V0H222V1L220 0V2H223V3L220 4V5H224V6L221 7V9L226 8L225 11H226V10H229V12L226 11V12H228L229 14L232 13V12H231V11H232V8H231V7H233V10H235V11H233V14H234V15L237 14V13L240 14V12H244V11H242V9L244 10V8H247V9H248V7H249V8L251 7V8H250V11H251V9H252V13H251V14H250V11L248 10V12H249V15H248V12L246 11L247 9H245V11H246V12H244V14L246 13L245 15H243V13H241L242 15H239V14H237V15L240 16L241 20H242V16H247V15H248V16H247V17H248V20H247V17H244L243 20H244V19H246V20H245V22H243V23L246 24V26L248 25V29H250V30H254L255 32L253 31L252 33L257 34V36H256V37H257V41H259V43L261 42V44H264V43H263V41H264V36H263V34H264V24H262V23H264V10H263V8H264V0H260V1H259V0H232V1L230 0V2H229V0H227ZM247 1H249V2L252 3V4H249V2H247ZM261 1H263V2L261 3ZM59 2H60L59 6H61V7H60L61 9H60L59 6L57 5ZM83 2H84V0H83ZM179 2H180V3H179ZM186 2H187V1L184 0V2H182V4H180V5H185V4H183V3H186ZM211 2H213V3L216 2V4L219 3L218 0H212ZM231 2H232V4H234V5H232ZM233 2H234V3H233ZM241 2H243V3L241 4ZM50 3H51V4H50ZM56 3H57V4H56ZM62 3H63V4H62ZM178 3H179V4H178ZM227 3H229V4L227 5ZM256 3H257V4L259 3V4L257 5ZM191 4L193 5L194 3H191ZM195 4H196V3H195ZM195 4H194L193 6H195ZM225 4H226V6H225ZM236 4H237V5H236ZM51 5H52V6H51ZM250 5H251V6H250ZM254 5L256 6V8H255ZM62 6H63V7H62ZM83 6H84V5H83ZM190 6H191V5H190ZM200 6H202V5L197 6V4H196L195 7H196V9H197V7H198V9L201 10V9L199 8ZM234 6H235L236 8H235ZM258 6H259V7L262 6L263 8H262V7L259 8ZM179 7H180V6H179ZM191 7H192V6H191ZM191 7H190V9H191ZM195 7H194V8L192 7V9L195 10ZM202 7H203V6H202ZM207 7H208V6H206L205 9H203L204 7L202 8V10H204V11H200V12H199L198 9H197V11H198L199 13H202V12L204 13L205 10L207 9ZM218 7H219V4H218ZM227 7H228V9H227ZM229 7H230V8H229ZM237 7H238V8L241 7V8L238 9ZM38 8H39V6H38ZM42 8H43V9H42ZM47 8H49V9L47 10ZM58 8H59V9H58ZM177 8H178V7H177ZM234 8H235V9H234ZM41 9H42V10H41ZM192 9H191V10H192ZM39 10H38V11H39ZM230 10H231V11H230ZM237 10H240V12L237 11ZM253 10H254V11L256 10V11L254 12ZM257 10H258V11L260 10V11L258 12ZM79 11H81V10H79ZM79 11H78V12H79ZM198 12L195 11L196 14H197ZM234 12H237V13H234ZM40 13H41V14L43 13L42 15H45V11H44V12H40ZM61 13H62V12H61ZM90 13H91V14H90ZM90 13H89V11H87V15H88L89 17H90V15H93V14H94L93 12H90ZM191 13H192V11L190 12V15H191ZM193 13H194V11H193ZM203 13H202V14H203ZM253 13H254V15H253ZM56 14H58V15H56ZM78 14H79V13H78ZM233 14H232L231 16H232L233 18L235 17L234 20L236 19L235 21H237V20H238V19H237V16H236V15L233 16ZM181 15H182V19H184V18L186 17L183 21H180V22H182V25L184 24V22L187 21V19H188V20L190 19L189 22L192 21L191 18L194 19L193 21L196 20V19L194 18V15H193V14L191 15L192 17H190L189 12H188V15H189L190 18H189V17L187 18V16H184V15H185L184 13L181 14ZM181 15H180V16H181ZM259 15H260L262 18H261ZM262 15H263V16H262ZM56 16H57V17H56ZM63 16H64V15H63ZM183 16H184V17H183ZM200 16H201V15H200ZM200 16H197V15H196L195 17H198V18H197V20H198V19L200 18ZM253 16H254V17H253ZM42 17H43V16H42ZM42 17H41V15H40V19H42L41 21L43 22V21H44L43 18L46 19L48 16H47V17L45 16V17H43V18H42ZM51 17H49L48 20L51 19ZM82 18H83V17H82ZM178 18H180V17H178ZM238 18H239V17H238ZM255 18H257V19H255ZM62 19H63V17H62ZM62 19H61V20H60V19H57V20H59V23H60V24H58V22L56 23L55 20H54V21L51 20V21H52L51 23H50V21L45 20L46 23L49 22V24H46V23H45V26L51 25L52 23H55L56 25H57V24H58V25L55 26V24H54V25L52 24L54 27H51L52 25H51L50 27L48 26L49 28L45 27L47 30L44 29V28H42L41 32H40V31H36V32L33 31L36 35H35L34 33L31 32V30H32V28H33V25H32V24L30 25L32 28H30V27L28 26V28H30L31 30H29V29L27 28V30H29L31 33L28 32V31L26 32V30H25L24 27H27V25H24V27H23V29H22V31H21L20 34H22V32H23V33L25 32V33H26L25 35H27V33H28V34H33V35H35V38H31V39H29V38L32 37V36L29 37V35H27V38L25 37L27 40L24 39V34H23V37H20L21 35L18 34V33H19V30H21L20 28H22V27H20L19 29L17 28L18 30H17V33H16V34L20 35V36H19L20 42H22L21 39H23L25 42H23V43H21V44H20L19 42H16V40H17L18 37H17L16 34H15L14 37H13V41H15V43H13V42H12V43H13V46H15L14 44L17 43V46H15L16 48L14 47V48L16 49V52H14V51H15V49H14V50H12L14 53L11 51L12 54H8V53H7V56H6V57H12V58H13V56H15V54H16V56H20V53H21V55H23L22 53H24L25 56H23L22 58L20 57V59L22 60V62H24V63L26 62V63H27V66L30 65L31 62L28 61V59H26V57H27V55H28V58H29V59L31 58V59H32L31 61L34 62V63L32 62V64H37L36 61H35V59H34V58H35V53H33V51H31L30 53H28V52H29V49H30V48H29V47H30L29 44L31 45V44H32L31 42H32L34 39L37 40V41L34 40V44H40V43H39V42H41V41L39 40V39H40V36H41L42 38H44V39L47 41V39L49 40L50 37L54 38L55 35L57 36L56 33H58V30H59V32H60V29H61V31H66V30H68V27H66L67 29L64 28L65 30H64V29L62 30V28H63L65 25H63V27H60V25H62V24H67V23L65 22L66 20L64 21V22H65V23H64ZM80 19H81V18H80ZM182 19H180V20H182ZM262 19H263V20H262ZM75 20L77 21V20H79V18H77V19H75ZM82 20H83V19H82ZM82 20H80L79 23H82ZM197 20H196V22L198 23ZM249 20H251V21H250V22H246V21H249ZM254 20H256V21L258 20L259 22H258V21L255 22ZM175 21H176V19H175ZM177 21L179 22V19H178ZM199 21H200V19H199ZM239 21H240V19H239ZM62 22H63V23H62ZM93 22H95V21H93ZM189 22L187 21L188 24H189ZM196 22H193V23H194V24H197ZM43 23H44V22H43ZM43 23H42V24H43ZM76 23H77V22H76ZM27 24H28V23H27ZM188 24H185V25H184V28H185V29H190V30H192L191 28H193V27L195 26V25L192 26V23H191V27H187L186 25H188ZM258 24H259V25H258ZM43 25H44V24H43ZM177 25H178V24H177V22H176V27H181V28L183 27V26H181V24H180V26H179V25L177 26ZM189 25H190V24H189ZM260 25H262V26H260ZM58 26L60 27V29L57 28ZM185 26H186V27H185ZM252 27H253V29H252ZM256 27H257V28H256ZM52 28H54V29L57 28V29H58V30L56 29L57 32L55 33L56 30H53ZM181 28H180V29H181ZM184 28H183V29H184ZM51 29H52V30H51ZM44 30L47 31L48 33H47V32H44ZM48 30H51V32L53 33V36L48 35V36H46V38H45V36H42V35H45V33H47V34H52V33H49L50 31H48ZM42 31L44 32V34L42 33ZM257 31H258V33H257ZM259 31H261V32H259ZM37 32H39V33H37ZM262 32H263V33H262ZM37 34H38V36H37ZM41 34H42V35H41ZM258 34H259V35H258ZM15 36H16V37H15ZM260 36H261V37H260ZM33 37H34V36H33ZM36 37H37V38H36ZM262 37H263V38H262ZM14 38H16V39H14ZM42 38H41V39H42ZM52 38H51V39H52ZM259 38H260L261 40H260ZM19 39H18L17 41H19ZM32 39H33V40H32ZM44 39H42V41H45ZM28 40H31V41H29L30 43L28 42ZM38 40H39V41H38ZM180 41H181V39H180ZM182 41H183V40H182ZM182 41H181V42H182ZM26 42H28V45H27L28 47L26 46V44H27ZM35 42H37V43H35ZM184 42H185V41H184ZM24 43H25V44H24ZM70 43H71V44H69V45H71L73 48H74V46L78 47V46H77L78 43H76V42H74L75 44L72 43V42H70ZM256 43H258V42H256ZM259 43H258V44H259ZM18 44H20V45H18ZM22 44L24 45V47H25L26 49L29 48L27 53H25V52H26V49H25L24 47H22V49H23V50L25 49V50H24V51L21 50L22 52L20 51V49H21L20 47L23 46ZM34 44L31 45V47L33 46V47H32V50H34V49H35L34 47H36V46H34ZM76 44H77V45H76ZM17 47H18V49H17ZM72 47H71V48H72ZM33 48H34V49H33ZM191 48H194V47L192 46ZM30 50H31V49H30ZM19 51H20V52H19ZM34 51H35V50H34ZM11 52H9V53H11ZM18 52H19V54H18ZM31 53H33V55H32ZM26 54H27V55H26ZM29 54H30V55H29ZM73 54H76V52H73ZM12 55H13V56H12ZM31 56H33L34 58L31 57ZM85 56H86V58H87V60H88V57H87L88 55H87V53H86V55H85V53H84V57H85ZM23 58H24L25 60H24ZM14 59H15V60H14ZM2 60H4V59H2ZM16 60H17L16 57L13 58L12 60H8V62H7L6 60H4V61L7 63L6 67H8V68H6L5 65H3V63H0V64L3 65V67H2V65H0V66L2 67V68L0 67V70H1V69L3 70V68H4V72L2 73V71H1L2 74H1V73H0V74H1L2 76H3V75H4V76L7 75V77H4V76L2 77V76H1L4 80H2V78L0 77V78H1L0 80H2L1 82H5V83H1V82H0V84H3L2 86L0 85V86H1L0 90H1V89H4V88L6 89V86H7V87H9V86L12 87V86L17 85V83H18L17 79L20 80V78H17L18 75H19V77H21V74H22V73L24 74L25 68L27 69V68L29 67V66H28V67H27V66L25 67V64H26V63H25V64L23 63V65H24V66H23L24 69H23V68H21V69H23L24 71H21L22 73H20L18 70H15V69L20 68V67L15 68V65H13V64H15V63H13V62H14V61L16 62ZM21 60H20V62H21ZM4 61H3V62H4ZM27 61H28V62H27ZM104 61H105V60H104ZM9 62H11V63H9ZM22 62H21V64H22ZM107 62H108V61H107ZM107 62H106V63H107ZM12 63H13V64H12ZM28 63H29V64H28ZM85 63H86V65L89 66V69H90V67H92V65L90 66V61H87V62H85ZM101 63H102V64H101ZM103 63H105V62H100L99 64L102 66ZM4 64H5V63H4ZM8 64H9V66H11V65H13V66H12V67H9ZM10 64H11V65H10ZM32 64H31V66H35V67H32L33 69L37 67L36 65H32ZM110 64L112 65V63H110V62H108L107 64H104V66H106V67L102 66L103 69L101 68V66L98 65L99 68H100V69L98 68V70H99V71L103 70V71H101V72L104 73V69L107 68V67H109ZM37 65H38V64H37ZM5 68L7 69V71H5V70H6ZM11 68H13L14 71H12ZM86 68H87V66H85V68H84V69H85V70H84L85 73H86V71H87ZM8 69H9L10 73H7V72H8ZM87 69H88V68H87ZM89 69H88V70H89ZM19 70H20V69H19ZM27 70H31V67H29ZM27 70H26V72H29V71H27ZM34 70H35V69H34ZM34 70H31V71L33 72ZM16 71H17V74H18V75H17V76H16V75H15V76L12 75V76H13V79H14V77H16V78H15L16 81H15V80L11 79L12 77H11L10 75H8V74H11V73H13V72H14V74H15ZM5 72H6V73H5ZM18 72H19L20 74H19ZM26 74H27V73H26ZM86 74H87V73H86ZM101 75H102V73H101ZM8 76L11 77V78H10V79H11V83H12V81L15 82V83L17 82V83H16V84L14 83V84L11 86V83H9L10 79L8 78ZM22 76H23V75H22ZM86 76H88V74H87ZM88 77H89V76H88ZM88 77H86V79H87ZM22 78H24V76H23ZM5 79H6L7 81H6ZM21 80H22V79H21ZM90 82H91V83H90ZM109 82H110V81H108V83H109ZM93 83H94L93 81H89V82L87 81V84H86V85H88V84L90 85V84H93ZM95 83H97L96 86H97L98 84L100 85V82H95ZM95 83H94V85H95ZM5 84H7V85H5ZM8 84H10V85H8ZM89 85H88L87 87H90ZM102 85H103V86L105 85V87L107 86L106 84H103V82H101V85H100V87L98 86V89H99V88H102V87H103ZM3 86H4V87H3ZM65 86L68 87L67 84H66V85L64 84L63 86L61 85V88H63V89L65 90ZM2 87H3V88H2ZM67 87H66V90H67ZM91 87H92V85H91ZM103 88H104V87H103ZM140 90L142 91V89H140ZM30 91H32V90H30ZM136 92H139L140 97H141L142 92L140 93L139 90H137ZM136 92H133V93H131V94H129V95H126V96L124 97L125 99H123V100H125V101H130V102H132L133 100L136 101L137 98H140V97L138 96L139 94L136 93ZM30 94H31V92H30L29 94H27V95L25 94V97H24V98L21 97L20 100L23 101V102L26 101V100H28V101L26 102V103H28V102L32 99V95H30ZM32 94H36V93H35V92H34V93L32 92ZM131 95H132L133 97H132ZM27 96H28V98H27ZM35 96H37V94H36ZM127 96H129L128 99H127ZM134 96H135V98H134ZM136 96H137V98H136ZM175 96H176V95H175ZM29 97H30V98H29ZM22 98H23V99H22ZM26 98H27V99H26ZM169 98H170V97H169ZM25 99H26V100H25ZM135 99H136V100H135ZM0 100H1V98H0ZM170 101H173V100L171 99ZM31 102H32V101H31ZM130 102L127 103V106H128V105L130 106V104H131L132 107H127V106H126V107H127V110H128V111L130 110V112H131V113L129 112L130 115L135 114V113H136L135 111H137V113H139V114L136 113V114H137V115H135V116H136V117H135L136 119H138L137 117H139L140 119H143V118L145 119V117H144V115H145V111H146L145 109H147V112H148V111H151L150 107H147V108H146V106H145V108H144V106L141 107V105H138V106L141 107V109H138V108H140V107H136V108H134V109H135V110H134V109H133V104H132L133 102H132V103H130ZM125 103H126V102H125ZM129 103H130V104H129ZM136 103H137V102H135V104H136ZM23 104H24V103L21 102V104H20L21 109H20V107H19V108L17 107V109H15V108L13 109V116H11V117H13V118H10V119H12V121H13V119H14L13 122H18V123H20V124L23 123V122H21L20 119H22V121H23L24 118H26L27 115H28L27 112H28V113L30 112V108H31V106H32V103H28V104H26L25 109H27L26 107H27V105H28V109H27V111L24 110V108L22 109ZM30 104H31V105H30ZM92 104H93V105H92ZM94 104H95V103H91L90 106L92 105V107H93V106L96 107V105H94ZM177 104H178V103H177ZM136 105H137V104H136ZM14 107H15V106H14ZM134 107H135V105H134ZM129 108H131V109H129ZM94 109H95V108H94ZM20 110H22V111H20ZM133 111H134L135 113H134ZM143 112H144V114H143ZM147 112H146V113H147ZM43 113H44V111H43ZM43 113H42V110H41V113L39 112V113H36V114H35V117H36V115L38 114V117H36V118L34 119V121H33L35 124H34L33 122H30V125H29V124L27 123L28 120H27L26 122H25V120H24V124H25V123H26L25 125L28 124L29 128L31 127L29 131H33L34 134L37 133L34 127L37 128V127L40 126V125L42 126L41 123H42L43 120L41 119V116L48 115V114H46V113H44L45 115H42ZM15 114H16V115H15ZM20 114L23 115L24 117H22ZM18 115H20L21 118L17 117ZM29 115H32V113L29 114ZM49 116L51 117V115H49ZM49 116H47V117H49ZM142 116H143V117H142ZM162 116H164V119L167 121L165 125H170V124H172V121H173V120L170 121L169 117L166 116V115H162ZM31 117H32V118H30V116H28L29 119H32V120H33V118H34V114H33ZM45 117H46V116H45ZM45 117H44V118H45ZM50 117H49V118H50ZM52 117H54V116H52ZM52 117H51V120L48 118V119H49V122H52V123H53V121H54L55 119H56V121H57V122L55 121L53 124H55V123L57 124V123H58V120L61 121V119H62V117H61V119H58V120H57V118H59V117H56V116H55V119L52 118ZM94 117H95V116H94ZM94 117H93V118H94ZM132 117H134V116H132ZM1 118H2V121H3V117H0V119H1ZM37 118H38V119H39V118L41 119V120H40V123L38 122V119H37ZM7 119H8V118H7ZM7 119L4 118V121H5V120L7 121ZM10 119H8V121H9ZM26 119H27V118H26ZM46 119H47V118H46ZM95 119H97V118L95 117ZM140 119H139V120H140ZM167 119H169V122H168ZM116 120H117V119H116ZM119 120H121V119H119ZM122 120H123V121H122ZM122 120H121V121H117V122H119V123L121 122V124H117V125L122 126L121 128L123 129V131H124V130L126 131V129H127L126 132H129V131L132 132V131H133V127L131 126V127H132V130H131V128H128V126H127V125L130 124V123L127 122V125H126V123H125L126 119L124 118V119H122ZM124 120H125V121H124ZM2 121H1V122H2ZM4 121L2 122L3 125H4V123H6V121H5V122H4ZM10 121H11V120H10ZM29 121H31V120H29ZM1 122H0V127H1V125H2ZM102 122H103V121H102ZM117 122L115 121L114 123H117ZM123 122H124V123H123ZM31 123H33V124H31ZM108 123H109V122H108ZM108 123H107V122L104 123V125H105V124H106V125H105V126L102 125V129H104V127H105V130H107V129H108L107 127L109 126ZM167 123H168V124H167ZM36 124H40V125H37V126H36ZM56 124H55V125H56ZM110 124H112V125L109 126V128H110V129H108L109 131H105V130H104L105 132H108L107 134H112V130H113V128L116 129V128H115V124H113L112 121L110 122ZM33 125H35V126H33ZM113 125H114V127H113ZM117 125H116V126H117ZM125 125H126L127 127H126ZM28 126H26V127L28 128ZM53 126H54V125H53ZM123 126H124V128H123ZM23 127H24V126H23ZM111 127H113V128H111ZM27 128H26V129H27ZM29 128H28V129H29ZM39 128H40V127H39ZM39 128H37V129H39ZM106 128H107V129H106ZM121 128L118 127L117 130H118V129L120 130ZM125 128H126V129H125ZM28 129H27V130H28ZM102 129H101V130H102ZM128 129H129V130H128ZM99 131H100V129H99ZM102 131H103V130H102ZM104 131H103V132H104ZM110 131H111V133H110ZM105 132H104V133H105ZM114 132H116V130H115V131L113 130V133H114ZM65 134H66V133H65ZM65 134H61V135H60V137L62 138V139H61V143H62V145L64 144V145H63V148H62V150H61V151H63V152L61 153L62 156L60 157V159H61L62 157H64L65 154H67L68 156H69L70 154H71V155L74 154V153H73L74 151H69V150H68L67 153H66V151H64V150H65L64 147H65V145H66V144H65V143H66L65 141L67 140V136L64 137ZM107 134H103V133H101V135L98 134L99 139H98V137H97V142H98V140L100 141V140L102 139V137L104 138L105 136H107ZM63 137H64V138H63ZM0 140H1V138H0ZM103 140H104V139H102L99 143L102 144V143H103ZM257 142H258V141H256V143H257ZM259 143H260V142H259ZM259 143L255 144V146H254V150L257 148V145H260ZM1 144H3V145L0 146V147H2V148H4L5 150H7L8 153L14 155V157L16 158V154H18L19 151H20L19 149L16 150V149L11 148V147L8 148V146H5L6 144L3 143V142H2ZM262 145H263V144H262ZM262 145H261V146H262ZM263 146H264V145H263ZM255 147H256V148H255ZM258 147H259V148H257L256 150L260 149V146H258ZM2 148H0V150H2ZM6 148H7V149H6ZM4 149H3V150H4ZM11 149H14V151L12 152ZM15 150H16V152H15ZM260 150H261V149H260ZM61 151H60V152H61ZM14 152H15V153H14ZM20 152H21V151H20ZM255 152H256V151H255ZM257 152H258V151H257ZM258 153H259V152H258ZM61 154H59L58 157H59ZM63 154H64V155H63ZM67 155H66V156H67ZM258 155H259V154H258ZM67 158H69V157H67ZM67 158H66V159H67ZM262 158H263V155H262ZM262 158H260L261 160H258V163H256L257 165L261 164L259 161L262 162ZM62 159H63V158H62ZM62 159H61V160H62ZM129 159H130V158L128 157L127 160H129ZM263 159H264V158H263ZM11 160H12V162H11ZM11 160H10L8 163H6V161H5V162H4V161L0 162V165L2 164V165L5 167V168H4V167L0 166V167H2V169L4 168L5 171H6V170H9V169L12 170V171H6V172H8V173L10 172V175L8 174L9 176H6L7 173L4 172V169L2 170V169L0 168V172H2V173H0V177H1L4 173H6V175L4 174L5 177H8V179L5 178V177H3V178H2L3 181H0V184H1L0 187L4 188V189L1 188V191H0V192H2V190H3V191L6 190V193H7V189H9V190H8V194H6L5 192L0 193V195L2 194L0 197H3V196H5V195H8V197H7L8 199H7V201H6V198H5L6 196L3 197V198H5V201H6V202H5V205H8V206H9V198L12 199L13 197H15V196H14L15 194H19V193H20V192L18 193L17 191H21V190H22L21 192L25 194V192H26L27 189H28L27 187H30V186L32 187V185H33V188H34V189L30 187L28 191H29V192H32V191L34 190V191L31 193L32 195L34 194V196L32 197V195H30V198H32V199L34 198L33 200H35V201H36V197L39 198V197H41V196H46V195L49 196V194H50L49 198H50V201H51V193H52V192H54V194H52V195H53V196H52V199H53L54 202H55L54 199L58 200V201H56L57 203L61 202L60 200H65L64 198L66 197V196H65L66 191L70 188V187H68V186L66 185V181H68L67 179L64 180L63 178H59V179H58V180H59V183H58V182H56V181H58V180L55 181V178L53 177L54 175L52 176V174L47 175V176H49L48 178H44V177H42L43 175L41 176L40 174H38V175L41 176V178L38 177L39 180H40V179H43V178L46 179V180H47V179L49 180V181L47 180V182H49V184L45 182L46 180L43 181V183L45 182L46 184H45V183L43 184V183L41 182L42 180H40V182H39V180L37 179V176H38V175H37V174H36L37 176L35 175V173H37V172H35V170L33 171L32 169H28V168H27V169H28L27 172H29V171L31 170L30 172H34V174H33V173H31V174L28 173V176H26V175H27V174H26V173H27V172H26V167H24L26 173L24 172V173L21 175L22 171H24V169L22 168L23 165H21L20 163H17V162H19L17 159H11ZM16 160H17V161H16ZM125 160H126V158H125ZM125 160H124V161H125ZM127 160H126V162H127ZM239 160H240V161H239ZM239 160H238V162H239L238 164H239V165H243L244 169H247V171H250V172H251V174H250V172H248V173H249V176H248V173L246 174L247 176H245V175H244L245 177L242 176L241 173H242V172L244 173L245 170H244V169L242 170L241 166L238 167V168H236V163H235V166H234L233 164H232V165H233L234 168H236V169L231 168V167H229V168L226 167V168H224L225 170L223 169V171H224L225 173H223V172L221 171L222 169H219V171L222 172V173H220V172L218 171V176H217L218 178L212 177V178H214V179H212V180H211V178H210V183H211L210 185H209V181L206 180L205 177H206L207 179H209L207 176H210V175L212 176V174H211V173H208V171H206V169L203 170V168H201L202 171H205V172H203V173H208L207 176H202V175H201V172H202V171H201V169H200V170H199L200 173H197V172H199V171H196V170H195V171H193V172H195L194 174H192L193 172L191 173V174L193 175V177L189 176V178H191L192 180L195 179V181H196V180H197L196 177L199 176V178H200V180H201V177H200V175H201V176H202V179H205V180H203V181L201 180L202 182H204V186H203V187H205V186H206V187L209 186V187H208V190H211V191H212V192L210 191V192L212 193V195H214L213 193H215L216 195H218V193H216V191H217V192H220V194H223V195L226 196V197L228 196V194H230L231 197L235 194L234 196H235V197L237 196L235 199H237L238 197L240 198V197L243 196L242 198H240V201H243L242 204H243V205L245 204V206H244L243 209H242V208H241V209H242V210H245V209H246V206H248V207L250 206L251 209H250V211H249V210H248V207H247L246 210H248V213H246L247 211L245 210L246 212L244 211V212H243V215H241V214H242V213H240V210H241V209H239L238 207H236V209H237V208L239 209V210H238V209H237V210L235 209V210H236V214H237V215L244 216V217L246 218V220H247V219H251V218H253V219H251V220H253V223H260V221H261L262 223H264V222H263V219H262V220L260 219V218H261L260 215L262 214V212L264 213V210L260 209L261 207H259V206H262V203H263V205H264V200H261V203H260V204H259L258 202H256V201H259V202H260L259 199H263V198H264V194H263L264 192L262 193L263 196L261 195V193H259L260 190H263V191H264V186H263L264 184H263V185H262V184H259V182L262 183V182H261L262 180H263V182H264V177H263V175H264V171H262V168H264V166H263V165H262L263 167H262V166H257V165L252 166V165L249 163V161H246V163L243 161V162H244V163H243L241 159H239ZM3 162H4V164H3ZM10 162H11V163H10ZM13 162L17 163L18 166H17L15 163H14V165H16L17 167L14 166V165L12 164ZM42 163H43V161H42ZM242 163H243V164H242ZM6 164H7V166H6ZM8 164H9V165H8ZM19 164H20V165H19ZM248 164H250L251 166L248 165ZM244 165L246 166V168H245ZM233 166H232V167H233ZM7 167H8V168H7ZM248 167H249V168H248ZM258 167H260L261 170H259ZM6 168H7V169H6ZM15 168H16V169H15ZM17 168H18V169H17ZM20 168H22V171H21ZM230 168H231V169H230ZM14 169H15V171H16V170H17V171L14 172V171H13ZM232 169H234V172H232ZM84 170H85V169H84ZM263 170H264V169H263ZM18 171H19V172H18ZM184 171H185V170H183V169L181 170V169H180V170H178L177 172H178V173H179V172H180V173L183 172V174H184V173H185ZM177 172H175L174 174H176ZM210 172H211V171H210ZM226 172H227V174H226ZM19 173H20V174H19ZM219 173H220L221 175H220ZM229 173H231V174H229ZM233 173H234V174H233ZM237 173H239V175H241V176H240L241 179L237 178V177H238ZM1 174H2V175H1ZM14 174H15V175H14ZM32 174L35 176V178H34V176H33ZM196 174H197V175H196ZM198 174H199V175H198ZM4 175H3V176H4ZM50 175H51L52 177H51ZM184 175H186V174H184ZM189 175H190V174H189ZM203 175H204V174H203ZM205 175H206V174H205ZM222 175H223V176H222ZM255 175H256V178H257V175H258V177H259V179L257 178L258 180L255 178ZM259 175H260L261 177H260ZM16 176H17V177H16ZM22 176H24V177H22ZM29 176H30V177H29ZM195 176H196V177H195ZM211 176H210V177H211ZM228 176H229V177H228ZM230 176H231V179H229ZM253 176H254V177H253ZM25 177H26V178H25ZM28 177H29L30 179H29ZM45 177H46V175H45ZM50 177H51L52 179H51ZM186 177H187V175H186ZM203 177H204V178H203ZM226 177H228V178H226ZM234 177H235V178H234ZM262 177H263V178H262ZM20 178H22V179H20ZM23 178H25V179L23 180ZM31 178H33V180L37 182V183L35 182V183H36L35 185H34V183H33L34 181H33V180H32L33 182L31 181ZM49 178H50V179H49ZM252 178L256 179L255 182H253V179H252ZM0 179H1V178H0ZM2 179H1V180H2ZM6 179H7V180H6ZM10 179H11V180H10ZM13 179H14V180H13ZM18 179H19V180H18ZM36 179H37L38 181H37ZM62 179H63V180H62ZM191 179H189V180H191ZM221 179H222V180H221ZM225 179H226V181H224ZM236 179H237V180H236ZM238 179H239V180H238ZM249 179H250V180H249ZM52 180H54V181H52ZM60 180H61V181H60ZM198 180H199V179H198ZM200 180H199V181H200ZM215 180H216V181L218 180L217 182H218L219 185L217 184V182H215ZM232 180H235V181H232ZM14 181H16L18 184H17L16 182H14ZM22 181H23L24 183H22ZM51 181H52V182H51ZM201 181H200V182H201ZM211 181L213 182L214 185L212 184ZM219 181H220V182H219ZM223 181H224V182H223ZM228 181H229V182H228ZM231 181H232V182H235V184H233ZM257 181H258V183H257ZM1 182H2V183H1ZM31 182H32V185L30 184ZM55 182H56V183H55ZM60 182H62V183H60ZM214 182H215V183H214ZM225 182H226V183H225ZM230 182H231V183H230ZM19 183H22V185H23L24 187H23L21 184H19ZM41 183H42V185H41ZM50 183H51V184L53 183V184L58 185V186L61 184L60 186H62V187H66V191L59 192V191H61V188H62V187H61V188H60V186L58 187V189H60V190L55 189V186H54L53 188H51L53 184L50 185ZM196 183H197V181H196ZM205 183H206V184H205ZM224 183H225L226 186L223 185ZM250 183H254L256 186H255L254 184L252 185V184H250ZM24 184H25V185H24ZM28 184H30V185H28ZM38 184H40L41 186H44V187H41V186H40V187L38 188V186H37ZM47 184H48L49 186H47ZM257 184H258L259 186L262 185V186H263V187H262L263 189H260L261 187H259ZM12 185H13V186H12ZM14 185H15V186L17 185V186L15 187ZM18 185H19V186H18ZM45 185H46V186H45ZM197 185H198V183L196 184V186H197ZM202 185H203V183H202ZM212 185H213L212 189L214 188V191L211 189V186H212ZM222 185H223V186H222ZM232 185H233V186H232ZM234 185H236L237 187H235ZM11 186L15 189V190H14V189L12 188L11 190H14V191H16V189H17L18 187H20V188H22V189H20V188L17 189V191H16L17 193L14 192V193H15V194H14L13 192H9ZM35 186H36V188H37L36 190H35ZM199 186L201 187V184H199ZM214 186H215V187H214ZM218 186H222V187H223V189H222L223 191H222L221 188L218 187ZM231 186H232V188H231ZM257 186H258V188H259V191L256 190V189H258ZM5 187H7V189H5ZM203 187H202V188H203ZM216 187H217V188H216ZM227 187H228L229 189H228ZM254 187H255V188H254ZM40 188H41V189H40ZM44 188H45V190H46L47 188H48V189H47L46 191H44ZM49 188H50L51 190H49ZM67 188H68V189H67ZM209 188H210V189H209ZM233 188H235V189H233ZM253 188H254L256 191L253 190V192H251ZM23 189H24V191H25V190H26V191L24 192ZM31 189H33V190L30 191ZM42 189H43V190H42ZM63 189L65 190V188H62V190H63ZM203 189H206V188H203ZM215 189H216V190H215ZM230 189H231V190H230ZM237 189H241V191L245 189V190H244L245 192L242 191V192H244L245 197H244V194H242V193L240 194V193H239V190H237ZM249 189H250V190H249ZM39 190H40V191H39ZM54 190H55L57 193H55ZM57 190H58V191H57ZM228 190H230V191H228ZM38 191H39V192H42V191H43L42 193H45V194H41V193L38 194ZM47 191H48V193H46ZM49 191H51V192H49ZM204 191H206V190H204ZM246 191H249V192H247V193H251L253 196H254V194H256V195H255L254 197H253V196L250 197L251 194H248V195L246 196V194H247ZM58 192H59V194L61 193L63 197H61V195H58V196H57L58 198H56L55 196H56V194H58ZM63 192H64V193H63ZM210 192H207V191L204 192L203 195H206V194H207V196H204V198L202 197V201H201V199H200L201 197L197 198L198 200H196V199H195V200H196L197 202H198V201H201V203L205 205V201H204V200H205V199L207 200V198H205V197H208V195H211ZM237 192H238L240 195H239V194H236ZM255 192H256V193H255ZM261 192H262V191H261ZM9 193H11V196L14 194L13 197H11ZM12 193H13V194H12ZM26 193H27V192H26ZM126 193H127V192L123 193V196H124V197H126L127 195H129V193H127V194H126ZM205 193H206V194H205ZM258 193H259V194H258ZM24 194H23V197L25 196L27 200H26L25 198H24V200H23V198L20 197V195L22 196L21 193L19 194L18 198H17V196H16L15 198H16V199L22 198L23 201H21V202H23L24 207H23L22 205H21V206H22L23 208L26 207L25 210L28 209V211H30V213L33 212V213H35V215H36V211H39V208H40V206H41V205H39V204H40V202H39L40 199H38V202H36V204H35L34 206H32V205H33V203H34L35 201H32V203H31V204L29 203V205H28V203H26V202L29 201V198H27V197H29V196L24 195ZM27 194H28V193H27ZM29 194H30V193H29ZM66 195H67V194H66ZM84 195H86V194L81 195V196H82L81 198H82L83 200L80 199V202H81V201L83 202V201L85 200V198H87V197H86L87 195L90 196V194H87L86 196H84ZM216 195H215V196H216ZM223 195H222V198H221V195H218V196H217V198L220 197V198H218L219 200H216V199L214 200V197H215V196H211V198L213 197V201H212V202H213L214 204H216V206H217V205H218L219 207L222 206L223 208H222V207H221V208L224 209V210H222V209L220 208V210H219V209H218L219 207L217 206V215H219V216H221V217H227L228 214H230V215H231L232 213L235 214V211L233 210V207H232V206H233V205H236L235 203L238 202L237 200H238L239 198L236 200V202H233V201L235 200V199L233 198V197H234V196H233V197H232V202H233V203H230V206H227L228 209H226V205L229 204V202H228L229 198H228V197H230V195L227 197L226 202H227L228 204L224 205L225 208H224V206L222 205L225 201H224L223 203H222V202L220 203L221 206H220L219 203H218V201H219V202H220L221 200L223 201V197H224ZM258 195H259V196H258ZM260 195H261V196H260ZM89 196H88V197H89ZM53 197H55V198H53ZM83 197H84V198H83ZM90 197H91V196H90ZM226 197H225V199H226ZM248 197H250V198H248ZM260 197H263V198H260ZM3 198H2V199H3ZM60 198H61V199H60ZM208 198H209V199H208V202H209V200H211V199H210V196H209ZM215 198H216V197H215ZM253 198H254V199H255V198H256V199L259 198V199H258V200L255 199V200H254ZM13 199H14V198H13ZM59 199H60V200H59ZM220 199H221V200H220ZM230 199H231V198H230ZM233 199H234V200H233ZM20 200H21V199H19V200H14V203H13V202L10 203V204L13 203V204H12L13 207H12L11 205H10V207L12 208V210H13L14 212H15L16 210H18V213H16L17 215H20V214H19L20 211L24 210V209L21 208L20 206H16V205H19L18 203L20 202ZM95 200H98V199H95ZM99 200H100V199H99ZM99 200H98V201H99ZM191 200H194V198H191ZM195 200H194L193 202H196ZM244 200H245V201H244ZM253 200H254V201H253ZM11 201H12V200H11ZM15 201H16V203H15ZM18 201H19V202H18ZM75 201H76V200L73 201V203H74V207H75V205H76V206H78V209H80V208H81V205L78 204V203H79L78 199H77L76 202H75ZM203 201H204V203H203ZM215 201H216V202H215ZM229 201H231V200H229ZM247 201H248V202H247ZM262 201H263V202H262ZM17 202H18V203H17ZM180 202H181V203L183 202L181 205H183L184 207H186V206H189V208L192 207V205H190V203L188 204L186 200H185V201H180ZM197 202H196V203H197ZM24 203H25V204H24ZM37 203H39V204H37ZM61 203L63 204V201H62ZM64 203H65V202H64ZM73 203L71 204V208L73 207ZM75 203H76V204H75ZM186 203H187L188 205H187ZM201 203L198 202L197 205H198V206H201V207L203 208L204 205H202ZM217 203H218V204H217ZM257 203H258L259 205H257ZM20 204H21V203H20ZM199 204H200V205H199ZM206 204H207V203H206ZM246 204H247V205H246ZM253 204H254V205L256 204L257 206H256V205L254 206ZM5 205H4V206H5ZM27 205H28L29 207H31V208H29ZM36 205H37V206H36ZM185 205H186V206H185ZM195 205H196V204H195ZM231 205H232V206H231ZM237 205H238V204H237ZM4 206H3V207H4ZM8 206H7V207H8ZM15 206H16V208H14ZM130 206H131V211H132V212H135V210H136L135 208H137V207H136L133 203H131ZM198 206L196 207V209H194L195 212L192 211L193 214H195L196 212H197V213H198V212L200 213V210H202V209H199ZM205 206H206V205H205ZM238 206H239V205H238ZM27 207H28V208H27ZM35 207H37V208L39 207V208L35 210ZM193 207H195V206H193ZM201 207H200V208H201ZM230 207H232V208H230ZM234 207H235V206H234ZM240 207H243V206L241 205ZM250 207H249V208H250ZM254 207L257 208V209H254V210H256L255 212H254V210H253ZM8 208H9V207H8ZM62 208H64V205L62 206ZM189 208H188V209H189ZM262 208H263V207H262ZM0 209L2 210V207H1ZM4 209H5V207H4ZM138 209H139V208H137V210H138ZM147 209H148V208H147ZM5 210H7V209H5ZM5 210H4V213L6 212V214H8V213L10 214V211H11V210H9V209H8L9 211H5ZM19 210H20V211H19ZM189 210H190V211L187 210V213H188V212H191V210H193V208H192V209L190 208ZM197 210H198V211H197ZM218 210H219V211H218ZM228 210H232V213H230L231 211L229 212ZM242 210H241V212H242ZM257 210H259V213H260V214L257 212ZM260 210H262V211H260ZM13 211H12V212H13ZM60 211H62V212L64 211V215H63V213L56 214L57 219H58V222H59V219L61 220V216H62V215H63L62 217H64V216L66 215V214H65L66 210H63V209H62V210H60ZM131 211H130V212H131ZM203 211H205L204 208H203ZM220 211H223V212L220 214ZM233 211H234V212H233ZM58 212H59V211H58ZM58 212H57V213H58ZM132 212H131L130 214H133ZM136 212H137V211H136ZM136 212H135V213H136ZM192 212H191V213H192ZM225 212H227L228 214H226ZM238 212H239V213H238ZM250 212H252V213L249 214ZM0 213H1V212H0ZM135 213H134V214H135ZM218 213H219V214H218ZM223 213H224V214H223ZM244 213H245V215H246V214H247V215L249 214V217H250V216H251V217L249 218V217L245 216ZM254 213H255V214H254ZM9 214L7 215V217L9 216ZM12 214H13V213H11V215L9 216V218L13 219L14 217H16V218L18 217L15 213H14V215H12ZM37 214H38V212H37ZM61 214H62V215H61ZM215 214H216V213H215ZM222 214H223V216H222ZM253 214H254V215H253ZM258 214H259V217H260V218L258 217L259 220H257V216H258ZM0 215H1L0 217L2 218L5 214H3V211H2V213H1ZM15 215H16V216H15ZM39 215H42V214H39ZM46 215H47V216H45V217L48 218V216H49L48 213H47ZM52 215H54V214H52ZM52 215H51V216H52ZM188 215H189V214H188ZM225 215H226V216H225ZM230 215H229V216H230ZM252 215H253V217H252ZM255 215H256V218H255ZM11 216H14V217H11ZM27 216H28V214H27ZM27 216H26V219H29V216H28V217H27ZM54 216H55V215H54ZM54 216H53V217H50V218H51V219H55ZM58 216H60V217L58 218ZM189 216H192V215H189ZM229 216H228V217H229ZM4 217H5V216H4ZM4 217H3V219H6L7 223H6V221L4 222L3 220L0 219V220H1V222H0V228H1L0 230H1V231H0V232L4 231V233H5V231L7 230V229L5 230V228L8 227L7 225L10 224L9 222H12V224H14V223L16 222V220H15V218H14L13 221H10L9 219H7V217H5V218H4ZM45 217H43V216L40 217V216H39V217H38L39 219L42 218V220L39 221V219H38L37 217H33V218H32V216H30V219H29V220H31V219H34V220H35V219L37 218V220H35L34 222H37L38 224H39V222H43L44 224L47 223V225H45V227H46V226H48V225L51 224V222H48V220H51V219H50V218H49V219H46ZM228 217H227V218H228ZM43 218H45V219H43ZM254 218H255V220H257V221H255ZM62 219H63V218H62ZM109 219H110V218H109ZM29 220H28V221H27V220H24V224L22 223V224H21V225H22L21 227L24 228L23 226H25L26 222H28V223H30V224H33V221L31 220V221H32V222H31V221H29ZM43 220H45V221H47V222L45 223V221H43ZM55 220H56V219H55ZM55 220H54V221H55ZM172 220H173V219H171V225L173 226V224H174L175 226L172 227L171 229H172V230L174 229V231H175V229H176V222H177V221H174V220L172 221ZM51 221H52V220H51ZM247 221H250V220H247ZM3 222L7 224V225L5 224V225H6L5 228L1 226V225H2L1 223H3ZM13 222H14V223H13ZM55 222H56V221H55ZM55 222H54V225L57 226L58 223H57V225H56ZM112 222L114 223V220H113V219H112V221L107 225V231H109V232H110V230H108V228H109V227H112V228H109V229H112V231H113V229H114L115 227L119 226L118 223H119L121 226L124 225V227H127V226H125V224H123L122 222L120 223V222H118V221H116V223L118 222L117 225H116V223H115L116 226L113 227L112 225H114V224H112ZM131 222H133V221H131ZM131 222H130V223H131ZM228 222H229V221H228ZM251 222H252V221H251ZM28 223H27L26 225H27L28 228H30L31 225H30V227H29ZM37 223H36V225H38ZM49 223H50V224H49ZM60 223H61V225H63L61 221H60ZM262 223H261V224H262ZM12 224L10 225L11 228L14 226V225L12 226ZM41 224H42V223H41ZM44 224H43V225H44ZM133 224H134L135 226H132V225H131L130 227H129V226H128V227H129V228L134 227L135 230H136V228H137V230H138V229H142V228H143V230H144V228H145V226H142V225H141L142 228H141V226L139 227V224H137L136 222L133 223ZM17 225H19V224L17 223ZM36 225L34 224L33 226H36ZM39 225H40V224H39ZM59 225H60V224H59ZM59 225H58V227H59ZM61 225H60V226H61ZM128 225H130V224L128 223ZM137 225H138V226H137ZM177 225H178V226L181 225V226H179L180 228L178 227V230H177V231H179V229H180L181 231L184 230V229H183L184 224H178V223H177ZM10 226H9V227H10ZM15 226H16V225H15ZM15 226H14L13 228H15ZM52 226H53V223H52ZM52 226L50 225L49 227H52ZM232 226H233V225H232ZM9 227H8V229H9ZM25 227H26V226H25ZM36 227H37V226H36ZM36 227H32V228L35 229ZM45 227L43 226V227H42L43 229H42L40 232L38 231V232L40 233V235L43 234L42 232H43V230H44ZM58 227H57V229H58ZM64 227H65V225H64ZM119 227H120V226H119ZM124 227H121V229H122V228L124 229ZM128 227H127V230H126V231H129V230H128V229H129ZM208 227H209V226H206V228H205V227H204V228L209 230ZM234 227H235V225H234L232 228H234ZM2 228H4V229L2 230ZM11 228H10V229H11ZM28 228L26 229V231L28 230ZM53 228H54V227H53ZM53 228L47 230V231H48V232L46 231L47 233L45 232V230L48 229V227L45 228L44 232H45L46 234H45L44 236L48 237L47 235H51V234H52V236H53V237L50 236V237H48L47 239H43V236H42V235H41V237H42V238H41L40 235L37 236V235L35 234L37 237H40V239H39V238H36V236L34 237V234H29L30 232L32 233L31 230H34V229H29L30 231L28 230V231H27L28 233H27V232H25V233L29 234V235L32 237V238H31V237H29V238H31V240H32L33 242H36V244H37V245H36L35 243H33V245L35 244V245L38 246V247L41 246V245H38V241H39V240H42V239H43L44 242H43V240H42V243H44V244L46 243V245L49 243L48 241L51 240V242L49 243V245H52L53 247H54V246H55V247L57 246V249H56L55 247H54V249H56L57 254L59 255L58 245H57L56 242L54 243V241H53V238L56 239L55 235L53 234V233H54ZM59 228H60V227H59ZM105 228H106V227H105ZM204 228H203V230L206 231ZM226 228L231 229V230H229V231H232V234H233L235 237H237L238 234H240V230H239L240 228H238V227H235L237 230L232 229L231 226H226L225 228L223 227L224 232H225V229H226ZM37 229H38V227H37ZM37 229H36V230H37ZM54 229H56V228H54ZM61 229H63V227H61ZM92 229H93V228H90V231H92ZM95 229H96V228H94L93 230H95ZM125 229H126V228H125ZM131 229H133V228H131ZM131 229H130V230H131ZM134 229H133V230H134ZM199 229H201V228H199ZM199 229H196V230H199ZM210 229H211V227H210ZM212 229L214 230L213 232H212V231H211V232L209 231V233H211V234H213L215 231H217V230H215L214 227H213ZM212 229H211V230H212ZM228 229L226 230V236H227V235L231 236L232 234H231V232L229 233ZM38 230H40V228H39ZM58 230H59V229H58ZM63 230H64V229H63ZM133 230H132V231H133ZM137 230H136V231H137ZM143 230H142V231H143ZM146 230H147V228L144 230V232H145ZM208 230H207V231H208ZM219 230H222V229H219ZM219 230H218V232H219ZM223 230H222V231H223ZM233 230L235 231V233H234ZM34 231H35V230H34ZM50 231H52V232H50ZM55 231H56V230H55ZM107 231L105 230V233H104V234H107V238H110L111 236H113V238L116 237L115 239H118L119 236H123L122 238H123V240L125 241V239H124V235H123V234H127V235H128V237L125 236L126 239H127V238L135 239L134 237H136V234H135L136 231H133V232H132V231H131V232L122 231V233H123V232H125V233H123V234L121 233V235H118V233H117V235H116L115 233H111V234H110V233H107ZM114 231H115V230H114ZM114 231H113V232H114ZM139 231H140V230H139ZM177 231H175V232H177ZM181 231H180V232H181ZM204 231H203V232H204ZM222 231H221V232H222ZM227 231H228L229 234H227ZM241 231H242V230H241ZM88 232H89V230L87 231V233H88ZM92 232H95V231H92ZM134 232H135V233H134ZM144 232H141V233H144ZM149 232H150V230H148V232H147V231L145 232L146 235H149L148 238H150V239H147V240H146V239H144V238H147V237H146L145 235H144L143 237L140 236L141 233L138 234V231H137V235L140 237V239H141V237H142L143 240H145V241L142 240V241L139 242V244H140V243H145V244H144V246L142 245L141 248L143 249V247H144V250L139 251V254H141V253H142V254L139 256V259H137V260H136L135 257H138V255H139V254L137 253V252H138V249L141 250V248H138V247L141 245V244L139 245V244L137 243V242H138V239H137L138 236L136 237L137 240H136V239H135V240L127 239V242H131V241L134 242V241H135V242H134L135 245H134L133 243H130V244H129V245H130V248H132L133 250H135V249L138 248L137 251H136V250L134 251L135 254H134V252H130V253H128V255L131 256L130 258H133V257H134L135 259H134V258H133V259L136 260L137 262L134 261V260L132 261V259H130V261H131L132 263H131L130 261L128 262V261L126 260V263L128 262L127 264H134V262H135V264H138V261H140V259H141V262H142V263H144L143 261H145V264H147V262H148L149 260H151L153 257H154V258H153L152 260H153L154 262H155V261L159 262V263L156 262L157 264H162L163 262H164V264H166V263H165L166 261H167V264H168V263H169V264L174 263L173 261H177V260H178V261H179V260L182 261V258H183L182 256H184V259H183V260H186V261H187V258L185 259V256L187 257L186 251L183 252V254L181 253L183 250L180 251V249H181L180 246H181L182 242H183V244H184V245H182V248L184 247V248H183L184 250H186V249H189V250L191 249V251L193 250V251H192L193 253L190 251L192 254H189L190 252L188 253V254L190 255V257H191V255H192V257H193V255L195 254V255L197 256V258H200V257H201V259H205V260H203V262H206V263H209V264H216V263H213V262H217V264H220V262H222L221 264H223V263L226 264L227 262H230V263H228V264H233V262H234V263H237V262L239 261V259L237 258V256H238V257L241 256L242 258H241V257H239V258L242 259L243 262H244L245 258H247L246 262H247V261L250 262V263L252 262L251 264H253V263H255V262H256V264H257V262H258V264H262V262H263V261H259L260 258H258V257H257L258 259H255V258H256L255 256H253V259H255V260H252V258L249 259V257H247L248 255H247V253H246V252L248 251V245H247V243H249V242H246V241H245V240H247V239H245V240L243 239L244 241H243L242 239L238 240V237H237V238L234 237V238L236 239V241H235V240L233 239V235H232L231 238H230L229 236L226 237L224 233H223L224 235L222 234L223 236L221 235V233H219V234H217V236H215L217 232L214 233L215 235H214V234H213V235H211V234H209V235H208V234L205 235V236H204L205 238H206V236H210V237H211V236H212V237L215 236L216 241L213 240L214 238H213L212 240L214 241V244L217 243V245L212 244V241H209V240H211V239H210L209 237H207V238H206L207 241H205V240H203V241H205V243H206V242H207V243L210 242L209 244H212L213 246L211 245V247H210L209 244H208V245L204 244V245H205V247H204V245L201 244V243H204V242L202 241V242L200 243V244L202 245L201 247L204 248V251H202V249L199 250V249L201 248V247H199L200 244H199V246H197V244H196V243H199V241H198L197 239H196V240H197L198 242H197L196 240H195V241H192V238H193V239L196 238L195 236H198V235L201 236V233L198 234L197 231H195V232L193 233V235H195L194 237L191 235V236H192V238H191V236L189 235V236H188L189 238L186 239L187 241H188V239H189L188 242H189V244L191 245V247H189V248H187L188 245L186 244V243H188V242H187V241H184V240H185V236L182 235L183 233L180 234V232H178V234L180 235V237H178V239H176V240H174L173 242H171V241H169L168 237H163V236H161V237H158V236H152L151 234H148ZM183 232H184V231H183ZM198 232H199V231H198ZM242 232H243V231H242ZM35 233H37V232H35ZM90 233H91V232H90ZM90 233H89V234H90ZM131 233L134 234V235H133L134 237H133L132 235L129 236ZM145 233H144V234H145ZM196 233H197L198 235H196ZM91 234H92V233H91ZM93 234H94V233H93ZM93 234H92V235H93ZM108 234H110L109 237H108ZM114 234L116 235L115 237H114ZM0 235H2V236L0 237V241H2V243H3L2 245H4L5 243H7L6 246H11V247H8V248H9V249H8L6 246H1V245H0L1 247H5L7 250L10 251V252H6V251H5V253H9V254H7V255H10V256H11L12 254H14V253L16 254L17 252L19 253V252L21 251L18 255L16 254L17 256L14 254V256L12 255V256L10 257L11 259H10V258L8 259V256L4 253V249H5V248H1V249L3 250V251H2V250L0 249V251H2L1 253H3L2 255L4 256V254H5L4 257H5V259H6V257H7L8 260L6 259V261H4V257L1 255L0 257H3V258L0 259V260H1L0 264H2V263H3V264H5V263L8 264V263H10L11 260H12L11 262H13V264H19V263H21V262L24 263V264H27V263H28V260H26V259H27L28 257L31 258L32 255L35 256V255L39 254L40 252H38V251H40L42 248L44 249V251L41 250V253L43 252L42 254H45V251L47 252V253L45 254V257H44V258H43V257L41 258V257H40L41 255L39 254L40 256L37 255L39 258H38V257H34V258H31L30 260H32V259L34 260V259H35V260H34V261H35V264H36V263L38 264V261H39V264H42V262H41L42 259H44L43 261L47 262V264H49L48 261H50V263L52 262V261L49 260V259H50V258L52 259V256L54 255V254L52 255V252H55V251H51L52 248L47 247L48 245L46 246V245H43V244H42L43 247H41V248L39 247L40 250L36 251L37 249H35V248H33V247H30L32 244L26 245L25 243H27V242H25V243H24V244H25V246H24L25 250H23L22 244L19 246V244H18L17 242H15V243H17V244L14 243L15 247H16V245L19 246V247L17 246V247L19 248V251H17L18 248H17V247L15 248V247L13 246V244L11 245V242L9 243V242H6L5 240H3V239H5V238L2 239V237H4V236H3V233H1ZM96 235H97V233H96ZM150 235H151L152 237H151ZM179 235H178V236H179ZM181 235H182V237H181ZM218 235H219V237H218ZM236 235H237V236H236ZM117 236H118V237H117ZM183 236H184V238H183ZM33 237H34V238H33ZM46 237H45V238H46ZM51 237H52V239H51ZM103 237H105V236H103ZM139 237H138V238H139ZM153 237H154V238L156 237V239H157V237L159 238V239H158V240H159V241H158L159 244H158V243L156 244L154 241L151 242V240H153V239H152ZM198 237H199V236H198ZM221 237H224V240L221 239ZM225 237H226V239H225ZM250 237H251V236H250ZM250 237H249V239H248V240H250V242H253V241L256 242V241H257V240H256L257 238H254V236L251 237L252 239L254 238L253 241H251V238H250ZM29 238H27V239H28V242H29V240H30ZM113 238L111 237L110 239H111V240H114ZM180 238L183 239V241H181ZM205 238H203V239H205ZM227 238H228V239H233V240H234L235 242H237V243H233L234 241H233V240H230V241H232V242L227 241V242L224 243V245L222 246L223 242H225V240H227ZM27 239H25V241H27ZM33 239H35V240L38 239V240H37V241H34ZM110 239H109V242L111 241ZM140 239H139V240H140ZM160 239H161V240H160ZM31 240H30V242L32 243ZM56 240H57V239H56ZM56 240H55V241H56ZM104 240H105V238H104ZM164 240H165V242H166V241H169V244H168L167 242H166V243L164 242L163 245H162L161 243H162V241H164ZM177 240H178V241H177ZM201 240H202V239H201ZM221 240H222V242H221ZM237 240H238V241H237ZM241 240H242L243 242H242ZM106 241H107V240H105V242H106ZM114 241H115L116 243H114L113 241H111V245L108 244V246H112L113 243H114V244H117V242L120 243V241L122 242V239H121V237H119V241H116V240H114ZM124 241H123L122 243H124ZM136 241H137V242H136ZM179 241H181V244H180ZM240 241H241L242 243H241ZM47 242H48V243H47ZM105 242H103V240H102V242L99 243V245H100V246L98 245V248L100 247L99 250H104L103 248H106L107 244H106ZM112 242H113V243H112ZM125 242H126V241H125ZM127 242H126V243H127ZM148 242H149L150 244H149ZM156 242H157V240H156ZM175 242H178V244H180V245H178V244L176 245ZM184 242H185V243H184ZM193 242H195V243L193 244ZM218 242H220V243H218ZM238 242H240V243H238ZM8 243H9L10 245H9ZM12 243H13V242H12ZM40 243H41V241L39 242V244H40ZM51 243H54V245L51 244ZM102 243H103V244H102ZM107 243H108V242H107ZM152 243H155L156 245L153 244V247L151 248L152 251H150V252L148 251V252H149V254H148V252H146V248H147V246H148L147 250H150V247L152 246ZM171 243L174 244V245H172ZM244 243H246V245H245ZM55 244H56V245H55ZM127 244H128V243H127ZM132 244L134 245V247H136L135 249H134L133 247H131ZM146 244H148V245H146ZM160 244H161V246H160ZM185 244H186L187 246H186ZM218 244H219V247H218ZM227 244H230V245H227ZM243 244L245 245V247H244ZM33 245H32V246H33ZM35 245H34V246H35ZM137 245H138V246H137ZM149 245H151V246L149 247ZM157 245H159V247H158ZM164 245H165V246H164ZM166 245H167V246H166ZM192 245H196V246L193 247ZM220 245H221V246H220ZM45 246H46V247H45ZM52 246H51V247H52ZM101 246H102L103 248H101ZM162 246H164V247L166 248V249H165V248L163 247V248L165 249L164 251H161L162 249H161V250L159 249L158 251H156L157 248H160V247H162ZM168 246H169V248H170V251H171V249H172L173 252H176L177 255L179 254V257H181V259H177V257L175 256V255H176L175 253H174L175 255H172V254H173V253H172V254H171L172 257H171V255H170V258H169V259H167V258L164 257L162 254H160V253H162V252H165V251L168 249V248H167ZM178 246H179V247H178ZM185 246H186V248H185ZM215 246H217L216 248H218V249H216ZM226 246H228V248H229V247L231 248V247L233 246V247L231 248L232 251H231V252L228 251V253L230 252L229 256L226 255V253H227L226 251H225L226 253L224 252V250H227V247H226ZM241 246H243L244 248L241 247ZM246 246H247V247H246ZM12 247L15 248V249H17V250H16L17 252H15V250H14ZM20 247H22V250H20V249H21ZM29 247H30V249H32V250L29 249V250L32 251V252H29V250H28ZM95 247H96V246H95ZM95 247L93 248V249H94L93 252H96V253H94V254H95L94 256H97V255H98V253H97L98 250H97V247H96V249H95ZM208 247H209V249H207ZM212 247H214V249H212V250L214 251V254L217 253V255H214V256H217V258L215 257V259H214V258H213L214 256L212 255L213 257L210 256V257H212V259L207 260V259L210 258V257H209V256L206 257L205 255H206V254H207V255H211V254L213 253V252H212L211 254H208V252H207V250H208L209 253H210V250H211ZM234 247H237V248H238V247H241L243 250H242L241 248H238V249L235 248V249H237V250H236L237 252H235V249L233 250ZM10 248H11V249H10ZM26 248H27L28 251H26ZM36 248H37V247H36ZM45 248H46V249H45ZM48 248H50L49 251H48ZM192 248H193V249H192ZM220 248H221V249L224 248L223 251L220 250V251H221V252H220V251H219ZM225 248H226V249H225ZM230 248H229V250H230ZM245 248H247V249H245ZM6 249H5V250H6ZM12 249H13V252H14V253L11 252ZM34 249H35V250H34ZM194 249L197 250V253L195 252L196 250H194ZM240 249H241L242 251H241ZM33 250H34V252H33ZM189 250H188V251H189ZM212 250H211V251H212ZM244 250H245V252H244ZM155 251H156V252H155ZM167 251H169V249H168ZM167 251H166V252H167ZM188 251H187V252H188ZM198 251H202V252H206V253H205V254H200ZM215 251H216V252H215ZM233 251H234V252H233ZM239 251H241L242 254H241ZM22 252H23V254H22ZM24 252H25V253H24ZM26 252H28L29 255H30V253H32V255L29 256L28 253H26ZM35 252H36L37 254H35ZM65 252H66V251H64V253H65ZM93 252H92V253H93ZM151 252H155V253H151ZM238 252H239V254H238ZM1 253H0V254H1ZM11 253H12V254H11ZM55 253H56V252H55ZM64 253L62 254V252H61L60 255L63 256ZM92 253L89 254V255H86V254H85V255H86V256H90V255H92ZM146 253H147V254H146ZM156 253H159L160 255H159V254H156ZM218 253H219V255H221V256H218ZM220 253H221V254H220ZM228 253H227V254H228ZM233 253H235V255H234ZM236 253H237L238 255H237ZM20 254H21V256H20ZM34 254H35V255H34ZM49 254H51V256H50ZM57 254H55V255H56V259H55V257H54V259H55L56 261H54V262L56 263L57 260H58L59 262H57L56 264H58V263H59V264H60V263L63 264V261H64V263L66 264V262H67L68 260H70V261L74 260V261L71 262V263H68V262H70V261H68V262H67L68 264H76V263H78V262H75V259L77 258L78 261H79V260L81 261L80 258H82L81 256H80V258L75 257L76 255H74V257H73V254H72V257H71V254H70V255H68V256H70L71 258H70V257H65V256H64V258L66 259V261H65V259H57V258H59V257H60V258L62 257V256H60V255L58 256ZM66 254H68V252H66L65 255H66ZM130 254H132V255H130ZM137 254H138V255H137ZM143 254H144V255L146 254V255L144 256L145 258L143 257ZM154 254H156L157 256L159 255V258H158L157 256H154ZM184 254H186V255H184ZM198 254H200V256H199ZM222 254H224V255H226V256H224V255H222ZM245 254L247 255L246 257H245ZM22 255H23V257H24V255H25V257H26V259H25V257H24L25 260H23V261H21V260L23 259ZM46 255H48V256H46ZM133 255H134V256H133ZM135 255H136V256H135ZM161 255H162V258H160ZM189 255H188V259H189ZM195 255H194V256H195ZM202 255H204V256H202ZM236 255H237V256H236ZM243 255H244L245 258L243 257ZM249 255H250V254H249ZM27 256H28V257H27ZM42 256H44V255H42ZM49 256H50V258H49ZM66 256H67V255H66ZM86 256L84 257L85 259L82 258V260H84V261H83L84 264H88V263H90V264L93 263V264H94V260H95V259L97 260V258L99 257V255H98V257L94 258V260H93V259L90 260V259H88V258H90V257L87 258ZM122 256H123V257H121V258H123V259H124V258L127 259V258L125 257V255H122ZM126 256H127V254H126ZM129 256H127L128 259H129ZM148 256H152V258H151V257H148ZM174 256H175V257H174ZM196 256L193 257V258L191 257V258H192V259H195ZM198 256H199V257H198ZM223 256H224V257H223ZM15 257H16L17 260L19 259V257H21V258H20L21 260L19 259L20 262L17 261L16 259H14ZM140 257H141V258H140ZM142 257H143V258H142ZM146 257L148 258V261H147V262H146V260H147ZM155 257H157V259H156ZM179 257H178V258H179ZM204 257H205V258H204ZM220 257L222 258V260H221L220 262H218V261L221 259ZM225 257L227 258V260L229 259L228 257H230V259L233 257V259H232L233 262H231L230 259H229V261H227ZM234 257H235V258H234ZM250 257H251V256H250ZM254 257H255V258H254ZM29 258H28V259H29ZM36 258H37V259H36ZM46 258H47V261H46ZM48 258H49V259H48ZM68 258H69V259H68ZM91 258H92V256H91ZM163 258H164L163 262L160 263L161 261H159L158 259L161 260V259H163ZM236 258H237L238 260H237ZM243 258H244V259H243ZM13 259L16 260V261H14ZM40 259H41V260H40ZM123 259H122L121 262H123ZM142 259H144V260H142ZM145 259H146V260H145ZM154 259H155V260H154ZM165 259H166V260H165ZM171 259H173L172 262H171ZM192 259H191V261H192ZM213 259H214V261H213ZM217 259H219V260H217ZM223 259H224L225 261H227V262H223ZM37 260H38V261H37ZM61 260H62V261H61ZM98 260H99L100 264H101V261H100V260H102V263L104 262L103 257H101V259H100V257H99ZM152 260H151V261H152ZM189 260H190V259H189ZM189 260H188V262H189ZM206 260H207V261H206ZM216 260H217V261H216ZM234 260H235V261H234ZM256 260H257V261H256ZM260 260H261V259H260ZM2 261H3V262H2ZM25 261H27V263H25ZM34 261H30L29 263L31 264V262H32V264H34V263H33ZM60 261H61V262H60ZM86 261H87V262H86ZM91 261H92V262H91ZM124 261H125V260H124ZM151 261H149L148 263H150V264H156V263L151 262ZM168 261H170L171 263L168 262ZM178 261H177V262H178ZM186 261H184V262H186ZM208 261H209V262H208ZM210 261H211V262H210ZM254 261H255V262H254ZM4 262H5V263H4ZM16 262H17V263H16ZM99 262H97V263H99ZM117 262H120V261L112 262V264H113V263H114V264H117ZM121 262L118 263V264H121ZM141 262H140L139 264H141ZM179 262H180V261H179ZM182 262H183V261H182ZM184 262H183V263H184ZM201 262H202V260H201ZM243 262H242V261H239L238 264H241V263H242V264H249V263H246V262L243 263ZM79 263H80V262H79ZM79 263H78V264H79ZM108 263L111 264L110 262H108ZM123 263H124V262H123ZM126 263H124V264H126ZM183 263H180V264H183ZM10 264H12V263H10ZM43 264H45V263H43ZM81 264H82V261H81ZM104 264H107V262H105ZM174 264H175V263H174Z\"/></svg>",
    "mask_w": 264,
    "mask_h": 264
}]
</instances>
